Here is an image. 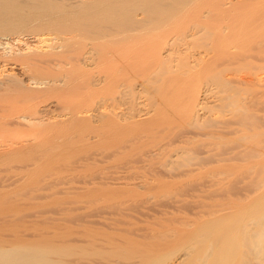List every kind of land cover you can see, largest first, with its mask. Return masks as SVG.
<instances>
[{
    "label": "rangeland",
    "instance_id": "1",
    "mask_svg": "<svg viewBox=\"0 0 264 264\" xmlns=\"http://www.w3.org/2000/svg\"><path fill=\"white\" fill-rule=\"evenodd\" d=\"M32 1H36V2L41 1L42 3L45 2V4L43 6V4H41V2L39 4H37L36 2H32ZM39 1L38 0H31V2H30V0H13V1L1 0L0 1V9L4 8V10L1 9L2 12H0V214H1V216H0V229H4V231L2 230L3 234H1L2 231L0 230V235L1 236L6 235V233H5L7 231L6 228L8 229V231H12V230L14 231L15 229H17V231H19L20 229L23 230L25 227H26V229H30L29 236L31 238L29 237L30 238L29 239V243H30L29 245H31V242H32V244L34 243L33 245L30 246V250L33 251V253L35 255L37 254V256L38 255H39V257L41 256L40 258H42L44 261L48 259L47 256L49 255L48 257H50V258L47 260V261H49V264H52V263H50V261L52 259L53 260L51 262L54 263L56 261L55 259L59 258V256H60V259H57L56 262H58V260H60V261L62 260L61 262L63 264H64L63 259L66 260L65 264H67V263L68 264H74L75 261H78L79 259H81V260H79V264L84 263L83 261H86V259L87 260L93 259V260L98 261L100 263H105V262L114 263V262H116L118 264L121 262V263H125V264L126 263H128V264H137V263H139V264H169V263H172L178 257L177 254L181 255L182 253H184V252H182L183 251L182 249H184V250L187 249L188 251L191 249L189 251L190 253H191V251L192 252L194 251L192 254H189L190 256L189 255L187 256L188 258L186 257V259H185L186 261L188 259H190L185 264H189V263L194 264V263H196L195 261L199 260L198 259L199 256H198V258H196V256L199 254V252L205 246V241H203V240H205V237H206V240H207V238L210 237L209 230H210L211 234H215L214 232L217 231L218 227H219V231L222 229L220 231L221 236L223 235L222 237L224 238V235H226V238L228 237L229 238L228 240H231L228 243L233 247L230 248V250H229L230 254L228 253L227 258L224 257V256H226V254L224 253V254H222V256H220L221 261L213 260V262L216 261L214 264H218L219 262H221L222 264H225V263L226 264H232V263L233 264H243V263H245V264H264V259H263L264 257L262 258L263 260L257 258L258 261L261 260L262 262L261 261L258 262L257 260H252V259H254V257H252L250 255L249 252H251V251L247 250V248L249 249L250 245L248 247L246 246L248 244H247V242L245 240V236H244L247 233L245 231L248 227H249V229H252V228H250V226L254 227L253 228L254 230H256V228H257V230L259 231L260 226L264 225L263 221H260L262 219L260 217H262V215L264 216V214H263V212H264V206H263L264 205V198H263L264 195H262L264 193V188H263L264 187V179H263L264 178V176H263L264 175V165H263L264 164V160H263L264 159V154H263L264 153V150H263L264 149V140H263L264 139V98H263L264 95H262L264 93V91H263L264 87H261V88L255 87V89H254L253 88L254 85L246 86L242 81H240L239 79H237V77H235V76L239 77L242 75L244 76L243 73H245L244 72L245 68H246L247 74L249 72H252V70H253V72H256L257 71L256 69H258L257 72L259 74L256 72L258 76H261L264 74V66H263L264 65V56H263L264 55V35H263V33H264V29H263L264 27L263 26L264 25L262 23H259L260 21L264 20V15H263L264 14V10H263L264 9V0H257V1H255V0H241V2H240V0L239 1L235 0V2L233 3V7H232V8H234V10L229 9L230 11L228 10L226 12L225 11L220 12L221 10H219V8L217 6L222 3L221 1L233 2V0H226V1L225 0H203L204 2L199 0L200 3L197 2L198 1L197 0L196 2L194 1V3L197 4V5L195 4V6H198V4H200L198 6L199 8L194 7V6H193V8H195V10H196V8H197V10L199 9L200 12L196 10L198 12V14H197L198 17H196V14L194 15V12L191 13L194 9L192 7L191 8L193 10L191 8H189L190 7L189 5H191V6L193 5L192 4L193 0L192 1L191 0H188V1H186V0H173V2L170 0H168V1H166V0H158V1L157 0L156 1L148 0V2H147V0H143V1L142 0H134L135 2L133 0H127V1L121 0L122 2L119 0H108L109 3L105 0L104 3L103 2L101 3L102 7L104 8L107 6L108 8H104V9L100 6L101 4L100 3L98 4L97 2L91 3L90 7L86 6L87 7L86 8L83 2H82L83 4H81V0H80V3L76 4L77 6H75V3H74V2H77V0H74V1L73 0H50V2L48 0L47 1L46 0H39ZM112 1H114V2H112ZM139 1H140V4H139ZM144 1H146V2H144ZM177 1H179V2L177 3ZM180 1H182V2H180ZM189 1H190V3H189ZM51 2H53V3H51ZM158 2H159V4H158ZM214 2H215V4H214ZM260 2H262L263 4H260ZM9 3H10V5L14 4L13 9H15V10L17 9L18 11L17 10L16 11L18 12V14L15 10H12L11 7H10V11H9ZM50 3H51V5H50ZM55 3H57L56 5H58V6L54 5ZM141 3L144 5H142ZM165 3H166V7H165ZM188 3H189V5H188ZM205 3L206 4L208 3L207 5L208 6L210 5L209 7L210 8L212 7L214 11L212 9H209L210 11L212 10L211 11L212 14L208 10L209 12L208 11L207 12L209 14L207 17H201V16L199 17V15L201 14L202 11L208 9V7ZM237 3L239 4V6ZM79 4H81L83 6H80ZM93 4L94 5L98 4L99 8L97 5L94 6ZM104 4H105V6H103ZM147 4H148V6H147ZM169 4L171 5V7L169 6ZM183 4L187 5V6L186 5L185 6H186V8H188L187 12L189 11L190 12V13L188 12L189 14H186V12H185L186 8L184 9V11L182 10L185 7ZM245 4L249 8H250V6H249L250 4L253 6L255 5L254 6L255 8L252 6L254 11L252 10V8L249 9L247 6H245ZM158 5H160V6H158ZM178 5H181V7L182 6L183 7L181 8ZM45 6H48V8ZM53 6H55V8ZM109 6L110 7L113 6L114 8L113 7L110 8ZM124 6H126V7H124ZM136 6H138V7H136ZM203 6H205L207 8L204 9ZM256 6H257V8H256ZM258 6H260V7H258ZM93 7H96V8L94 9ZM133 7H134V9H133ZM244 7H246V12H247V13L245 12L246 15L244 14V11H245ZM20 8H22V9H20ZM84 8H86V10H84ZM152 8L155 10H153ZM247 8H248V11H247ZM97 9H99V11ZM140 9H141V11H140ZM190 9L192 11H190ZM200 9H202V11ZM235 9H237L238 11ZM87 10L88 11L90 10V12H88ZM92 10L94 11V15H96L94 17L91 16V15H93ZM96 10H97V13L95 12ZM104 10L106 11V15H105ZM218 10L220 13L219 12L217 13ZM14 11L16 12V14H14L13 16H10L12 14H10L8 12H14ZM83 11H84V13L86 11L88 12L87 14H85L88 16V19L90 16L91 21L88 25H86L88 23V21L85 20L87 17L82 18L83 22L80 21L81 15H82V17L84 15V13H82ZM126 11H127V13H126ZM130 11L133 12L134 14L135 13L136 14L133 15V13L131 14ZM162 11H164L163 14H161ZM180 11H183V13ZM232 11L233 12L236 11V15ZM241 11H243V12H241ZM101 12H103V13L101 14ZM175 12H177V13L175 14ZM179 12L182 14H184V13L185 14L179 15L180 14ZM214 12H216L215 13L216 15L214 14ZM237 12L238 13L241 12L239 14V16H238ZM70 13H71V15H70ZM80 13H82V14H80ZM166 13L168 15L170 14V16H168ZM228 13L230 15L232 14L231 16H234L233 22L236 23V21H239V22H237L236 25H233V27H231L232 29L230 28L231 33L232 32L236 33L238 31L237 30L239 28L238 24L243 21L242 18L244 16H245V18H247V20L253 21V22L249 23L251 26H254V25L257 26L258 24L263 25V26L261 25L263 28L260 26L263 29V31L261 30V28H259L258 32L256 31V33H255V35L257 33L258 34L262 33V35L257 34L259 40L258 41H252L251 44H253V45L250 44L251 47L244 46L243 48L246 50H247V48H249L244 53L240 52V53H234V54L232 53L231 54V51L234 49H230V47L228 48L229 44L226 45L227 43H224L225 45L224 44H222V45H224V47L226 49H228V50H226V52L229 54L224 53L223 46L220 48V46H221L220 42L223 43L222 41H224V42L227 41L226 38L224 37V36H226L225 32H223V34H221L222 36L223 35L224 36L222 38H220V36H221L220 31L222 30V29H220V27L222 26V24L223 25L225 24L226 20L229 19L228 17H230V16ZM118 14H119L120 18H119V16H117ZM151 14H153V15H151ZM171 14H173V16L176 15L177 17L179 15V17L176 18V20H175L174 18L176 16L173 17ZM98 15H100L101 17ZM108 15L110 18H108ZM125 15H126V17H125ZM147 15H148V17H147ZM160 15L163 17H161ZM211 15L214 17H211ZM221 15H223V17H221ZM67 16L72 20H70ZM77 16H78V18H77ZM141 16H143V17L145 16L146 19H145V17H144V19H143V17L141 18ZM152 16L154 19H152ZM180 16H181V18L183 17L184 20H183V18H182V21L179 20ZM215 16H217L216 20H214ZM105 17H107V18H105ZM170 17L172 19H170ZM189 17H191V18H189ZM235 17H236V19H235ZM251 17H253V18H251ZM15 18L16 19L18 18V19L14 20ZM99 18L105 19L106 21L102 20V19L99 20ZM115 18L117 21L114 20ZM139 18H140V20H139ZM161 18L164 20H162ZM196 18H198L200 20L202 19L203 21L200 22V20H197ZM204 18H207V19H204ZM237 18H239V19L237 20ZM97 19H98V22H97ZM134 19H135V21H134ZM142 19H143V21H142ZM173 19H174V22L172 21ZM188 19H190V20H188ZM195 19H196V23L194 22ZM210 19L215 23V25H214V23H212V21ZM241 19H242V21H241ZM112 20H113V22H112ZM123 20H124V22H123ZM170 20H171V22H169ZM178 20H179V22H181L182 25L179 24ZM206 20H207V25H204V24H206V22H205ZM79 21H80V23L82 22L80 24V26L78 25ZM115 21L118 23H115ZM137 21H139L140 23L138 22L139 23L138 24ZM159 21H162V22H159ZM163 21H165V22H163ZM102 22H103V25L101 24ZM108 22H110V23H108ZM126 22H127V24H126ZM191 22H193V24H192L193 26L191 25ZM226 22H228V21H226ZM229 22H231L230 19H229ZM99 23L101 24L102 27L99 25ZM121 23H123L124 26H123V24L121 25ZM159 23H161V24L159 25ZM185 23H186V25H185ZM194 23L196 24V28H198L200 31L202 30V32H198V29L196 30ZM252 23H253V25H252ZM112 24H113V26H111ZM142 24L146 25V26L149 25V27L148 28L146 26L144 27ZM152 24H153V26L156 25L157 28L153 27ZM167 24H169V25H167ZM200 24L203 25V28L201 27ZM140 25H142V29L146 28V30L144 29L143 31H141ZM171 25L175 26L174 29H173V26H171ZM179 25L181 26L180 28L178 27ZM197 25H199V26H197ZM68 26H70L71 28ZM85 26H89V28H82ZM116 26L117 27L123 26L122 28L125 31L127 30L126 33L125 32H124V34L122 33L123 35H127L129 33L131 34V31H133L134 29L135 30L133 32H135L137 30L138 32L141 31V33L138 34L137 31H136V33L132 32V38L131 39L128 38V37H130L129 35H127V37H125V41L128 40L127 44H130L127 46H132L131 44L134 43L133 45H137V47L136 46H132V47H135L137 50H134V51L131 50L132 47H131V49H130V47H128L127 50L129 51V53L125 52V50L124 51L119 50V52L122 51V52H124V54L127 53V55L123 54L126 57L128 56L127 58H125V57L122 58L123 55L121 56L120 55L121 53H119L117 50V52L119 53V56H121V57H119L118 63H120V64L123 63V65H125V66L117 63V65L115 64L114 65L115 67H114L111 64L112 61L110 60L112 58V56L110 54V51L108 53V48L106 49V45L109 42L108 38H110L111 32H112V34H115V36L118 35V31L113 29L114 27L117 29ZM136 26H138V27H136ZM168 26H170L172 28V30H171V28L168 29L169 28ZM208 26L210 29L208 28ZM235 26H236V28H234ZM241 26L240 27L242 29H240V32L245 30V28L248 29L251 27V26L248 27L247 24L242 25V23H241ZM244 26H246V27L244 28ZM133 27H136L138 29H136V28L132 29ZM151 27L154 28L153 29L154 31L152 30V32L153 33L156 32L155 35L153 33H151V30H150ZM163 27H167V28H163ZM176 27H177V29L175 30ZM199 27H201V28H199ZM66 28L68 31H65ZM72 28H75V30L77 29V31L74 32V29H72ZM130 28H131V30H130ZM158 28H159V30H158ZM162 28L164 29V32H163ZM193 28H195V30L197 32H195V30H192ZM217 28L219 29V32L216 30ZM69 29H71L74 32V34H76V32L78 33V36L76 34L75 38H73V39L71 38L72 41H70L71 39L68 38V36H71V34L69 32L71 30H69ZM102 29L104 30L105 34L103 33ZM161 29H162V31L160 32ZM208 29L211 31H209ZM78 30L79 31L81 30L80 34L82 33L83 30H86L88 32V34L91 33V35L93 33L94 37H95L94 39H98V40H96L97 42L100 41L101 43H103L107 40L105 42L106 44L103 43L104 45H102L100 43L101 46H99L97 43H96V45H95V43L93 44L96 46V48H95L96 52L94 51V53L91 54V56H94V57H92L90 62L85 57L86 54H83L84 51H87L86 49L88 46V45L86 46L84 44H88L86 42H90L87 39H85L84 42H82L83 39L86 37L87 32L84 31V34L80 35ZM88 30H90L91 32H89ZM166 30H167V32L169 30H171V31H169L170 33L167 34ZM207 30L209 32H211V34H212V31L213 32L216 31L214 34L217 36L215 37V35H213V34H212L213 36L209 35L210 33ZM113 31H116V32L114 33ZM172 31H174V33H172ZM177 31H178V33H177ZM100 32H102L103 34ZM107 32H109V33H107ZM149 32L152 34V38H151V36H150L151 34ZM63 33L71 43L73 41L74 42L72 44L68 41L63 43V44L62 43L60 44V42L58 43L59 40L54 39V37L58 36L60 34H63ZM192 33L195 36H198V34H199L198 37H200V36L201 37L200 38L197 37L198 38V40H197L195 36H192ZM143 34L146 35L147 38L150 37L149 40L145 39L146 38L145 37L144 38L146 40L145 42L151 41L150 44H152L155 40V43H157V44L153 43L154 44L153 48H155V49L152 48L153 45H151L150 47L147 46V43H145L146 45H144V42L142 41L143 39H141V36H144ZM157 34H158V36H156ZM175 34L177 35V37ZM190 34L193 37V38H191V40H190V37H191ZM204 34H206V35H204ZM45 35H46V37H51V39L48 38L47 40L46 39L40 40V37L41 36L45 37ZM82 35H83V37L84 36L85 37L83 38ZM104 35L106 36V38L105 37L103 38ZM123 35L121 37H123ZM136 35H138V36L134 38V36H136ZM164 35H167V36L165 37ZM173 35H175V36H173ZM183 35H185V36L183 37ZM207 35L211 36V37H208ZM88 36H87V38H88ZM96 36H98V38ZM153 36L154 37L156 36L157 38L156 37L154 38ZM163 36L166 38L165 41L163 40L164 38H162ZM180 36H182V37H180ZM188 36H190V37H188ZM100 37H102V38H100ZM114 37H112V38H114ZM139 37H140L142 42L136 41L139 43L135 44V41H134L132 43H129L130 42L129 39L131 41H133V39L137 40L136 38H139ZM159 37L162 38V42H164V46H163V43L160 44L161 38L158 39ZM205 37L208 39V42H207V39H205ZM80 38L81 39L83 38L82 41ZM172 38H174V39H172ZM183 38H184V43H183ZM218 38L220 39V41H218ZM224 38L226 41L224 40ZM74 39H78L79 41H77V40L76 41L80 42V43H77ZM103 39H105V40H103ZM140 39H138V40H140ZM209 39H211L212 43L215 40L217 42L215 41L213 43V45H212V43L209 44L211 42V41H209ZM118 40H120V39H118ZM121 40H122L121 41V44H122L124 41V37L121 38ZM152 40H153V42H152ZM158 40H159V45L160 46L162 45L161 47L159 46L160 49H158V46H157ZM187 40H189V41H187ZM203 40L206 41V43H204ZM44 41H45V43H44ZM50 42L52 44L54 43L55 46H53L52 44L50 46L49 45ZM56 42L58 45H61L62 47L57 46ZM81 42L84 44H82ZM93 42H95V41H93ZM165 42H167V43L169 42V43L166 45ZM177 42H179V43H177ZM253 42H255V44ZM91 43H92V41H91ZM140 43H143L142 44V46H143L142 50L143 51L139 50L140 49L139 46L141 45ZM170 43L172 44L171 47L169 45ZM190 43L191 44L194 43V45H191ZM218 43H219V45H218ZM77 44H79V45H77ZM185 44H187V45H185ZM214 44H216V45H214ZM63 45H65V46H63ZM72 45H73V47H72ZM123 45L124 46H122V45L121 46L125 47V45H126L125 42ZM148 45H149V43H148ZM211 45L213 46V48ZM145 46H147V48L149 49V50L146 49V51L147 50L149 51V52L147 51L148 54L150 53L149 57L148 56L145 57L147 55V52H145V49H144ZM216 46H218V47H216ZM100 47L102 49H99ZM205 47H207V48H205ZM209 47H211V48H209ZM64 48H67V49H64ZM81 48H84L85 50L82 51ZM119 48H121V47L118 46L116 49H119ZM151 48L153 50V52L151 51L152 53L150 52ZM217 48H220V50L219 49L217 50ZM103 49H106V50H104V52H103ZM205 49L207 51H209V55L212 54V56H210L209 58L206 57L204 59H206V61L211 59L210 61L212 63L210 61L207 63H206V61H203V63L205 62L204 64L199 63V64H201V67L203 66V68L204 67L205 68L204 69L201 68L199 66V64L196 65V67L194 69V70H196L195 75H194V72L192 73V71L190 69L191 74H188V75H190V77L186 76L187 74L183 75L185 72L184 73L179 72V69H177V68H179V67L182 68L183 65L185 66L186 62H187L188 66L189 65L191 66V64L195 65V62L193 63V59H195L196 56L198 57V55L200 56V54H202V53L205 54V52H206ZM212 49H213V51L216 50V51H220V52L217 54L216 51H215L216 53L211 51ZM229 49L231 51H229ZM47 50H50V51H47ZM73 50H75V52ZM88 50H89V48H88ZM97 50H99L100 52L99 51L97 52ZM157 50L159 51L160 55H159ZM160 50H161V52H160ZM135 51H136V53H135ZM168 51H169V53H168ZM101 52L104 55H102ZM105 52L108 54H106ZM117 52H116V54H117ZM140 52H143V53H140ZM77 53L78 54L80 53V55H78ZM99 53L101 54L100 56H99ZM137 53H140L139 57L141 56V60L145 59L143 62L146 65L140 59H137V58H139ZM192 53H193V55H192ZM241 53H243V54H241ZM251 53H253V54H251ZM97 54L99 56L98 58H97ZM134 54H135V56H134ZM143 54H145V55L143 56ZM151 54H153L152 57H151ZM247 54L248 55L250 54V55L247 56ZM155 55H157V56H155ZM158 55L161 56V58ZM213 55L214 56L217 55V57L216 56L214 57ZM103 56H105V57H103ZM132 56H134V57H132ZM142 56L145 58H142ZM203 56L205 57L207 55H203ZM135 57H136V60H140V62L136 61L134 59ZM153 57L155 59H153ZM157 57H159L160 59ZM219 57H221V58H219ZM227 57H229L228 60H227ZM108 58H110V59L108 60ZM147 58L148 59L150 58L151 60L150 59L148 60ZM162 58H164L163 59L164 61L166 59H168L169 61L166 60L165 62H167L169 65L167 64V66H165L166 64L163 62V60L161 61ZM214 58H216V59H214ZM231 58H233V61ZM123 59L124 60L129 59L128 61H130V62H128L127 60L122 61ZM132 59H134L133 62H132ZM158 59H159V61L163 62L162 64H164L163 65L164 67L161 68L158 65L161 63L158 61ZM170 59L172 60V62ZM176 59H177V61H176ZM97 60H99L101 63L98 62ZM106 60H108L109 62L107 61V63H106ZM182 60H183V63H182ZM214 60L215 61L217 60V61L213 62ZM219 60H221L220 63H219ZM103 61H105V62H103ZM146 62H148V63H146ZM150 62H152V63H150ZM156 62H158V64ZM169 62H171L172 67H169L170 66ZM176 62H178V63H176ZM250 62H252V63H250ZM141 63H142V65H141ZM135 64L136 65L138 64L141 66H138V65L136 66ZM153 64H154V67H152ZM162 64H160V65H162ZM175 64H179L182 66H178V65L175 66ZM205 64H206V66H204ZM207 64H209V65H207ZM110 65H111V67L112 66L114 67V70H113V67L112 68L110 67ZM155 65H156V67H155ZM215 65L218 68H216ZM222 65H224V67ZM231 65H233V66L231 67ZM255 65L257 66V68L255 67ZM198 66H199V68L197 70ZM225 66H226V68L228 67L231 70V71H229V69L227 70V71H229V72H227V73H229L228 76L226 73V77H229V76L232 77V79H231V77H229L230 78L229 79V85H230V82L235 83V84L230 85V90H231V86H234L233 87L234 89L232 88L233 89L232 91L235 92V90L238 89V86L240 84L241 87H244V86L248 87L250 93H252V91H254L253 92L254 95H256L257 93L259 95V93H260V95L263 97H261L259 95L261 97V99H259L260 97H258V95H256L255 97L256 98L258 97V98L256 99L254 97L255 103H253L252 105H249L248 107H245L248 110H246L244 108L239 109V112L237 111V113H235V112L232 113L233 114L232 117H230L231 114L226 115V114H228V112H227V113L223 114V117L221 120H218L219 122L213 120L212 114H211L212 112H210V110H209L210 108L212 109V107L218 108L220 105V104H218L219 102H217V98H215V95H214V97H209V98L202 100L203 104H204V108L202 109L203 111H201V113H199L198 117H192L191 118L187 112L188 110L186 109L187 110L186 111L180 105L177 107L172 106V105L180 104L182 102L181 99L185 100L184 97H185L187 91L191 90L192 92H195L196 90H198L200 88H201V90H203V88L206 87L207 82L209 81L208 83H210L211 78H213V77L208 76V74H210V75L212 74L215 76V74L217 75L220 71H222L225 68ZM235 66H236V68H235ZM117 67H119V68H117ZM122 67H123V69L126 68V69H124L125 71H123ZM138 67H139V69H138ZM175 67H177V68H175ZM249 67L250 68L252 67L253 69L247 70ZM143 68H145V69H143ZM153 68H155L154 71L158 72V74H157V72L155 74L159 75V77L160 76L164 77L163 81H162V78L160 79L162 82L158 80L159 83L161 82L160 86H158V87L161 88V86H162V89H164L163 91H162V89L160 90L161 93L158 96L165 97L164 91H165V94L169 93V94H166L167 97H165V99L171 103L165 102L166 100L163 101L164 98H162V97H158V98H161V99H158V101H159L158 102L157 98L155 99V95L153 96L154 93L151 94L152 91H149V89L144 88L143 85L141 86V83L142 84L144 83L145 74L147 76L146 77L147 81H149L151 79V78H149L150 73H152V71H150V70H152ZM209 68H210V70H209ZM219 68L221 70L218 71V73H212L214 71L217 72V70ZM73 69H75V70H73ZM111 69H112V71H110ZM119 69L121 70V72L119 71ZM132 69L136 72H134ZM135 69H137V70H135ZM167 69H169V71L173 69V70H176L177 72L175 74V72L172 70L173 72L172 71H170V72L173 74L170 75V72L169 71L167 72ZM115 70L117 71V73H118V71H119V73H122V76H124V77H121L120 74H117ZM144 70L146 72H144ZM234 70H239V71L235 72ZM114 71H115V73H114ZM161 71L164 73L163 75H165V76H163L162 74L159 73ZM123 72H124V74H123ZM133 72H134V74H133ZM178 72L180 73V75L178 74ZM188 72H186V73H188ZM223 72H224V70H223ZM232 72L233 73L235 72V73L233 74ZM130 73H131V75H130ZM147 73H148V75H147ZM108 74H110L112 77L110 78L109 77L110 75H108ZM115 74L117 75V77L114 76ZM198 74H200L199 77H198ZM230 74H232V75H230ZM107 75H108V78H107ZM182 75H183V77H182ZM65 76L67 77V79L65 78ZM193 76H195L197 79L199 78L198 80L200 82L197 81V79ZM127 77H130V78H127ZM152 77H153L152 79H155V76H152ZM99 78H100V81H99ZM102 78H104V79H102ZM122 78L125 80H123ZM147 78H149V79H147ZM181 78L183 80H181ZM105 79L106 80L108 79V81H106ZM133 79H134V81H133ZM191 79L194 81L192 82ZM236 79H237V81H236ZM164 80H166L165 81L166 83L164 82ZM173 80L179 81V82L176 83ZM205 80H206V82H205ZM122 81L123 82L125 81L124 82L125 84L132 85V86L129 85V87L131 89L130 91H132L131 93H133L132 95L130 94L129 91H128L129 94L128 93L126 94L127 97L125 96V94L120 95V90H121L120 83H122ZM169 81H170V83H168ZM182 81H185V82L187 81L190 85L189 84L186 85L187 82L183 83ZM64 82H65V84H63ZM109 82H111V83L113 82L114 84L113 83L111 84ZM128 82H130V83H128ZM172 82L174 84H172ZM194 82H196V83H194ZM94 83H95V85H94ZM124 83H122V84H124ZM138 83H140V84H138ZM159 83H158V85H159ZM236 83H237V85H236ZM115 84L117 85L116 86L117 88L114 86ZM167 84H168V86H167ZM178 84H180L179 85L180 87L183 84V86L185 85L184 87H188V88L183 87L184 90H182V87H181V89H180L181 93H179V98H176L178 100L177 101L175 98H174L175 99L174 100L173 97L170 96V94L173 93L171 91H172V87H175V85L177 86L176 88H180V87H178ZM243 84H244V86H243ZM209 85L210 84H207L208 87H209ZM258 86H260V85H258ZM142 87H143V89H142ZM235 87H237V88H235ZM167 88H169V90L166 91ZM79 89H80V91H79ZM132 89L135 91L133 92ZM128 90H129V88H128ZM145 90H148V91L146 92ZM184 91H185V93H184ZM255 91H256V93H255ZM148 92L150 95H147ZM183 93L185 95H183ZM118 94H119V96H118ZM70 96H71V98H70ZM121 96H123L124 98L122 99ZM151 97H153L156 100V103H155V100L153 98L150 99ZM132 98H133V100H132ZM211 98H213V100ZM214 98H215V101H214ZM147 99H149L151 102ZM170 100H172V101H170ZM116 101H118V104ZM112 102L114 105L112 104ZM175 102H177V103H175ZM191 102L192 101H190L189 104ZM152 103H154V104H152ZM166 103H168V105ZM144 104L148 107L146 108V106ZM155 104H157L156 111H155L156 113H155V115H152L154 113H152L151 107L154 108ZM160 104H162V106ZM117 105H119V106H117ZM125 105H126V107H125ZM149 105H152V106L149 107ZM168 106H169V108L171 106L170 110H169ZM97 107H98V109H97ZM179 107H181L182 109H180ZM130 108L132 109V111ZM148 108H149V110H148ZM165 108L166 109L168 108V109L165 110ZM176 108H178V110ZM112 109H113V111H112ZM150 110H151V112H150ZM183 110H184V112H183ZM116 111L119 112L120 113L119 115H121V116H118V113ZM121 111H122V113H124L125 116L122 115ZM143 111L144 112L149 111L151 115L149 114V112L144 114ZM169 111L173 112L174 114L169 112ZM248 111H251V112H248ZM163 112H165V113H163ZM177 112H179V114ZM114 113H115V115H114ZM146 114H148V115H146ZM169 114H171V115H169ZM183 114H185V116ZM249 114H251V115H249ZM90 115H91V118H90ZM159 115H161V116H159ZM224 116H227V117H224ZM126 117H128V118H126ZM173 117H175L177 119L175 120ZM234 117H235V119H234ZM118 118H120V119L118 120ZM156 118L158 121H160L159 124L157 123L158 121L156 120ZM194 118L198 119V120L196 119L197 122L194 120ZM114 119L117 120V122ZM144 119H146V120H144ZM206 119H208V120H206ZM226 119H228L227 122H226ZM124 120H126L127 122ZM162 120H164V122H161ZM170 121H171V124H170ZM193 121H195V122L193 123ZM209 121H211V123ZM212 122L214 124H212ZM164 123H166V124H164ZM167 123L169 126L167 125ZM208 123H210V124H208ZM173 124H175V126ZM216 124H218V125H216ZM158 125H160V126H158ZM170 125H172V126H170ZM171 127H172V129H171ZM240 127H242V129ZM103 128H105V129H103ZM217 128H219V129L217 130ZM234 128H236V129H234ZM110 130H112L113 132ZM164 130H166V131H164ZM170 130L172 131V133ZM210 130H211V132H209ZM213 130H214V132H213ZM229 130H231L232 132L234 131L233 134L236 131L237 132L238 131L244 132L245 133V135L243 137L244 139L238 137L240 135L243 136L242 132L239 135L238 134H236V136L234 135L235 138H233L232 137L233 134H231L232 132ZM220 131L224 132V133H222V136H220V134H221ZM251 131H255L256 134H255V132H251ZM151 132H153L154 134H152ZM208 132L219 135V137L215 135L216 137L213 136V138H214L213 139L212 136H210L212 134L209 135ZM216 132H220V133L218 134ZM124 133H127V134H124ZM143 133H145L144 134L145 136H143ZM206 133L209 136H206L207 135ZM157 134H160V135L158 136ZM132 135H134V136H132ZM170 135H172V136L170 137ZM256 135H258V136H256ZM136 136L137 137L139 136L140 138L139 137L137 138ZM164 136H165V139L167 138V140H164ZM223 136H224V138H223ZM229 136H231V137H229ZM250 136H252V137H250ZM159 137H160V139H159ZM194 137H196V139ZM228 137L232 138V140L234 141L233 142L230 139L232 144L230 143V141H228L229 140ZM236 137L242 139V141H241L242 143L245 141L243 144L246 146H242L243 145L242 144L241 145L243 147L242 148L239 145V144H241L240 139L238 140V139H236ZM154 138H156V139H154ZM205 138H207V139H205ZM215 138L218 140H216ZM161 139H162V141H161ZM209 139L212 141L210 142ZM234 139H236L237 141ZM252 139L253 140L255 139V140L253 141ZM201 140H202V143L200 142ZM256 140H258V141L256 142ZM235 141L238 143L240 142V143L238 144ZM250 141L252 142L251 144H250ZM259 141H260V143H259ZM177 142H178V144H176ZM255 142H256V144H255ZM170 143H172V144H170ZM184 143L185 144L187 143L186 144L187 147H184L185 146ZM208 143H211V144H208ZM157 144H158V146H157ZM213 144L214 145L218 144L215 146L216 147L219 146V147L216 148ZM248 144H250L251 146ZM247 145L249 148L247 147ZM252 145H253V147H252ZM166 146H167V148H165ZM176 146H177V148H176ZM188 146L190 149L188 151H186L185 156L186 157L191 156V158L187 157L189 162L187 161L185 156L181 157V158L180 157L177 158V161H175L173 159L174 157H171L173 154L182 151V149L187 150ZM156 147L159 148L158 149L159 151L157 150ZM178 147H181V148H178ZM244 147H245V149H244ZM88 148H90V149H88ZM108 148H110V149H108ZM122 148H125V149H122ZM246 148H247V151H245ZM118 149H119V151H118ZM129 149H130V151H129ZM216 149H218V150H216ZM242 149H244V150H242ZM131 152H132V154H131ZM169 153H170V155H169ZM188 153L191 155H189ZM192 154H193V156H192ZM262 154H263V156H261ZM165 155H166V157H165ZM258 156L262 157L261 160ZM152 159H153V161H152ZM135 160H137V161H135ZM172 160H173V163H172ZM190 160L193 162H191ZM183 161L186 162V164ZM238 161H240V162H238ZM159 163L162 165H160ZM168 164H170L171 166ZM254 164H256L257 166L256 165L254 166ZM258 165H261V168ZM128 166H130V167H128ZM177 166H178V168H177ZM189 166H191L192 168ZM196 166H198V168ZM142 167H143V169H142ZM193 167H195V168H193ZM179 168H181V169H179ZM134 169H135V172H134ZM219 169H221V170H219ZM197 170L198 171L200 170V171L198 172ZM233 170H234V172H233ZM141 171L143 172V174ZM230 172L232 174H230ZM190 173H192V174H190ZM218 179H221V180H218ZM164 181H166V182H164ZM216 182H218V183H216ZM151 183H153V184H151ZM107 185H109V186H107ZM147 185H149V186H147ZM93 187H95V188H93ZM98 187H100V188H98ZM215 187H218V188H215ZM257 187L261 188V189L258 190ZM255 190L257 191L256 193L254 192ZM260 190L261 191L263 190V192H261ZM128 197H129V199H128ZM254 197H255V199L252 200ZM121 198H122V200H121ZM80 199H82V200H80ZM253 207H256V208H253ZM22 208H24V209H22ZM216 208H218V209H216ZM17 209H18V211H20V212L23 211V212L20 213L17 211ZM237 210H238V212H237ZM6 211L9 215L6 213ZM222 211H224V212L221 213ZM243 211H244V213L242 214L241 212H243ZM259 211H260V214H259ZM261 213H262V215H261ZM214 214H216V215H214ZM217 215H219L220 217H218ZM258 215H259V217H258ZM213 216H215L216 220L214 219ZM221 216H223V217H221ZM225 216H227V217H225ZM167 217H168V219H167ZM199 217L200 218L202 217V218L200 219ZM208 217L212 221L209 219V222H208ZM239 217H240V219H239ZM255 217L257 220H255ZM232 218H234V219H232ZM251 218H253L254 220ZM258 218H260V219H258ZM235 219H237V221L238 220L239 221L237 222ZM258 220L261 223L258 222ZM262 220H264V219H262ZM205 221H206V224H205ZM218 221H221V222H218ZM244 221H245V223H244ZM247 221L248 222L250 221L249 224H247L248 223ZM192 222H193L194 226L191 224ZM207 222L209 224L211 223L210 226H212V224H213L214 228L211 227V229H210V226H208ZM213 222L214 223L216 222L215 224H217L219 226L217 227V225H215ZM253 222L256 223V225L258 227L255 226V224H253V226H252L251 223H253ZM161 223H162V225H161ZM258 223H260V224L258 225ZM199 224L203 225L202 226L203 228L200 227L201 231L198 230V233H199V234H197L198 236L195 235L196 237H199L198 239H200V241L196 239V241L199 242L198 243L195 240H193L192 236H193V233L194 234L197 233L196 231H197V229H199L198 228ZM12 225H14L15 227L12 228ZM195 225H196V227H195ZM206 225L208 226V229H206V230H208L207 231L208 234H207V232H204L202 234L201 232L203 229H205L204 226H206ZM245 225H247V226H245ZM1 226H3V227H1ZM48 227L50 230L49 235H48V233H43V234H45L46 237L44 235L42 236V234H37L40 231H42V232L48 231L49 232ZM55 227H57V228H55ZM31 228H33V230ZM215 228L217 230L213 231V233H212L211 230L215 229ZM238 228H240V231L238 230ZM9 229H12V230H9ZM190 229L191 230L194 229L196 233L191 232ZM249 229H247V230H249ZM53 230H54V232L55 231H57V232L54 233ZM59 230H60V232H59ZM206 230H204V231H206ZM8 231H7V233H8ZM174 231H176V232H174ZM219 231H217L216 234ZM189 232L192 233V235L190 233L191 237L188 236ZM115 233H116V235H115ZM241 233L243 234L244 237L241 235ZM62 234H64V235H62ZM121 234H123V235H121ZM137 234H139V235H137ZM200 234L203 235V236H201V237H203L202 239L200 237ZM216 234L214 236H216ZM235 234H238V235H235ZM47 235L49 237H47ZM68 235H69V237H68ZM129 235H130V238H129ZM195 236H193L194 239L196 238ZM207 236H209V237H207ZM232 236L233 237L236 236V237L233 239ZM39 237H41V238H39ZM86 237H87V239H85ZM187 237H189L190 239L192 238L193 246H192V244L190 246L186 245L187 243L189 245L191 243L190 241H192ZM212 237L213 236H211V238ZM226 238L224 239V241L226 240ZM241 238H243L244 240L243 239L241 240ZM32 239H33V241H32ZM109 239L112 241L110 242ZM212 239H214V238H212ZM212 239H209V240H212ZM236 239L239 241L241 240L240 242L242 244H240L239 241H236ZM51 240H54V241H51ZM62 240L65 242H63ZM67 240L69 242H67V244H66ZM123 240H124V243H122ZM118 241H121V245H120V242H118ZM131 241H132V243H131ZM194 241H195V243H194ZM56 242H57L58 246H59L60 242L62 245L60 244V246L58 247ZM79 242L80 243L83 242V243L80 245ZM105 242L107 245H105ZM155 242H157V243H155ZM202 242H204V244ZM93 243L94 244L96 243V244L94 245ZM161 243H163V244H161ZM197 243H198V245H197ZM200 243H201V246H200ZM53 244L56 246L52 247ZM86 244H87V246H86ZM176 244H178V245H176ZM108 245H110V246H108ZM34 246H36V247H34ZM39 246L41 247L40 249H39ZM44 246H45V248H44ZM49 246H50V249L52 248L53 250L52 249L50 250ZM63 246H64V248L61 250V248ZM136 246H138V247H136ZM160 246H162V247L160 248ZM55 247L56 248L58 247L59 249L58 248L54 249ZM200 247H201V250L198 251L197 249H199ZM237 247H238V249H237ZM37 248H38V251H37L38 253L35 252V250H37ZM192 248H195L198 253L196 252L195 249H192ZM110 249H111V251H109ZM41 250L44 252V254L42 253ZM55 251H56V253L59 252L58 253L59 255L58 254H55V255L52 254ZM237 251H238V253H237ZM45 252L48 253L47 256L45 255ZM195 252L197 253V255L196 254L193 255ZM50 253L52 254V256L50 255ZM60 253L61 254L63 253L64 255L63 254L61 255ZM34 254H31V255H34ZM232 254H235V255H232ZM247 254L250 256H248ZM42 255H44L45 259ZM75 255H76V257H75ZM241 255L244 257H242ZM34 256L30 257V259L31 258L34 259ZM85 256H87V257H85ZM192 256H195V257H192ZM165 257L166 258L169 257V258L166 259ZM190 257L193 259L192 261H191ZM249 257L251 258L250 261L247 260V259H249ZM223 258H225V259H223ZM32 259H31V263L33 261L32 264H38L37 262H39V263L43 262V260L41 261V259H36V260L35 259L32 260ZM156 259H157V261H155ZM211 260H212V258H211ZM224 260H226V261H224ZM60 261H59V263L55 262V264H62V263H60ZM80 261H82V262L80 263ZM183 262H185V261H183ZM197 262L199 263L200 260ZM198 263H196V264H198ZM212 263H210V264H212ZM85 264H87V263L85 262Z\"/></svg>",
    "mask_w": 264,
    "mask_h": 264
},
{
    "label": "bare ground",
    "instance_id": "2",
    "mask_svg": "<svg viewBox=\"0 0 264 264\" xmlns=\"http://www.w3.org/2000/svg\"><path fill=\"white\" fill-rule=\"evenodd\" d=\"M0 1H1V0H0ZM7 1H8V0H7ZM10 1H13V0H10ZM38 1H39V0H38ZM46 1H47V0H46ZM48 1L50 2V0H48ZM73 1H74V0H73ZM106 1L109 3L108 0H106ZM119 1H121V0H119ZM126 1H127V0H126ZM133 1H134V0H133ZM142 1H143V0H142ZM142 1H141V2H142ZM153 1H156V0H153ZM157 1H158V0H157ZM166 1H168V0H166ZM170 1L173 2V0H170ZM186 1H188V0H186ZM191 1H192V0H191ZM194 1L196 2L197 0H193V1H192V2H193V3H192V4H193L192 6L189 5V3H190V1H189V3H188V5L190 6L189 8H191V7L193 8V6H194V7H198V6L200 5V4H198V6H195L196 3H194ZM201 1H203V0H201ZM225 1H226V0H225ZM238 1H239V0H238ZM255 1H257V0H255ZM30 2H31V0H30ZM32 2H36V1H32ZM40 2H41V1L36 2V3L39 4ZM82 2L84 3L85 7H86V6H89V7H90L91 3H93V2H94V3L97 2L98 4H99V3L101 4L102 2L104 3L105 0H81V4H83ZM107 2H106V3H107ZM112 2H114V1H112ZM116 2H117V1H116ZM121 2H122V1H121ZM134 2H135V1H134ZM144 2H146V1H144ZM147 2H148V0H147ZM161 2H162V1H161ZM178 2H179V1H177V3H178ZM180 2H182V1H180ZM183 2H184V1H183ZM197 2L200 3L199 0H198ZM203 2H204V1H203ZM207 2H208V1H207ZM219 2H220V1H219ZM221 2H222V3H221L220 5L217 6V7L219 8V10H221L220 12H222V11H223V12H224V11L226 12V11H228L229 9H230V10H231V9L234 10V8H232V7H233V3L235 2V0H233V2H231V1H230V2H229V1H227V2H223V1H221ZM240 2H241V0H240ZM47 3H48V2H47ZM51 3H53V2H51ZM51 3H50V5H51ZM74 3H75V6H77L76 4H77V3H80V0H77V2H74ZM110 3H111V2H110ZM118 3H119V2H118ZM128 3H129V2H128ZM142 3H143V2H142ZM142 3H141V4H142ZM166 3H167V2H166ZM166 3H165V7H166ZM177 3H176V4H177ZM186 3H187V2H186ZM211 3H212V2H211ZM217 3H218V2H217ZM217 3H216V4H217ZM256 3H257V2H256ZM258 3H259V2H258ZM5 4H6V3H5ZM30 4H31V3H30ZM32 4H33V3H32ZM41 4H43V6H44L45 2H44V3L41 2ZM56 4H57V3H55L54 5H56ZM81 4H79V5H80V6H83V5H81ZM98 4H95V5L93 4V5H94V6L97 5L98 8H99V5H98ZM116 4H117V3H116ZM119 4H120V3H119ZM130 4H131V3H130ZM130 4H129V5H130ZM139 4H140V1H139ZM156 4H157V3H156ZM158 4H159V2H158ZM174 4H175V3H174ZM205 4H206V3H205ZM205 4H204V5H205ZM207 4H208V3H207ZM207 4H206V5H207ZM214 4H215V2H214ZM237 4H238V3H237ZM242 4H243V3H242ZM254 4H255V3H254ZM260 4H263V3L260 2ZM13 5H14V4L10 5V3H9V11H10V7H11L12 10H15V9H13V7H14ZM15 5H16V4H15ZM18 5H19V4H18ZM35 5H36V4H35ZM125 5H126V4H125ZM142 5H144V4H142ZM153 5H154V4H153ZM153 5H152V6H153ZM183 5H184V4H183ZM185 5H186V4H185ZM185 5H184V6H185ZM196 5H197V4H196ZM240 5H241V4H240ZM248 5H249V4H248ZM19 6H20V5H19ZM56 6H58V5H56ZM100 6L102 7V4H101ZM103 6H105V4H104ZM127 6H128V5H127ZM134 6H135V5H134ZM147 6H148V4H147ZM147 6H146V7H147ZM149 6H150V5H149ZM158 6H160V5H158ZM169 6L171 7L170 4H169ZM178 6L181 7V5H178ZM186 6H187V5H186ZM186 6L182 9L183 11H184V9L186 8ZM209 6H210V5H209ZM209 6L207 5L208 9H206L207 7L203 6L204 9H206V10L203 9L204 11H202V9H200L202 12H201V14L199 15V17H200V16H201V17H207V16H208V14H209L208 12L210 11L209 9H212V10H213V8H212V7L210 8ZM211 6H212V5H211ZM213 6H214V5H213ZM236 6H237V5H236ZM238 6H239V4H238ZM245 6H247V5L245 4ZM249 6H250V8H249L248 6H247V7H248L249 9H251L253 5L250 4ZM254 6H255V5H254ZM254 6H253V7H254ZM260 6H261V5H260ZM260 6H258V7H260ZM5 7H6V6H5ZM45 7L48 8V6H45ZM53 7L55 8V6H53ZM109 7H110V6H109ZM111 7H113V6H111ZM111 7H110V8H111ZM124 7H126V6H124ZM131 7H132V6H131ZM136 7H138V6H136ZM155 7H156V6H155ZM176 7H177V6H176ZM182 7H183V6H182ZM182 7H181V8H182ZM201 7H202V6H201ZM215 7H216V6H215ZM215 7H214V8H215ZM241 7H242V6H241ZM262 7H263V6H262ZM262 7H261V8H262ZM34 8H35V7H34ZM39 8H40V7H39ZM86 8H87V7H86ZM86 8H84V10H86ZM93 8L95 9L96 7H93ZM93 8H92V9H93ZM102 8H103V7H102ZM104 8H108V7L106 6V7H104ZM104 8H103V9H104ZM110 8H109V9H110ZM113 8H114V7H113ZM117 8H118V7H117ZM139 8H140V7H139ZM139 8H138V9H139ZM192 8H191V9H192ZM198 8H199V7H198ZM238 8H239V7H238ZM248 8H247V11H248ZM254 8H255V7H254ZM256 8H257V6H256ZM1 9L4 10V8H1ZM1 9H0V12H2ZM6 9H7V8H6ZM20 9H22V8H20ZM90 9H91V8H90ZM100 9H101V8H100ZM115 9H116V8H115ZM122 9H123V8H122ZM125 9H126V8H125ZM133 9H134V7H133ZM135 9H136V8H135ZM152 9H153V8H152ZM168 9H169V8H168ZM191 9H190V11H192L193 9L195 10V8H193L192 10H191ZM223 9H224V10H223ZM12 10H11V11H12ZM16 10H17V9H16ZM16 10H15V11H16ZM50 10H51V9H50ZM57 10H58V9H57ZM57 10H56V11H57ZM97 10L99 11V9H97ZM97 10L95 11L96 13H97ZM106 10H107V9H106ZM116 10H117V9H116ZM129 10H130V9H129ZM131 10H132V9H131ZM153 10H155V9H153ZM156 10H157V9H156ZM158 10H159V9H158ZM162 10H163V9H162ZM164 10H165V9H164ZM180 10H181V9H180ZM187 10H188V8H186V11H185V12H186V14H189L190 12L188 11V12H189V13H188ZM194 10H193L191 13L194 12V15L196 14V17H198V16H197V14H198L197 11H199V9L197 10V8H196L197 11H196V10H195V11H196L197 13H196ZM208 10H209V11H208ZM212 10H211V11H212ZM219 10L217 11V13L219 12ZM230 10H229V11H230ZM235 10H237V9H235ZM240 10H241V9H240ZM244 10H245V11H244V14H245V12H246V7H244ZM252 10H253V8H252ZM263 10H264V9H263ZM5 11H6V10H5ZM15 11H14V12H8V13L12 14V15H10V16H13L14 14H16V12H17L18 10H17L16 12H15ZM36 11H37V10H36ZM38 11H39V10H38ZM58 11H59V10H58ZM87 11H88V10H87ZM87 11H86L85 13H84V11H83L82 13H84V15H83V17H82V15H81V17H80V19H81L80 21H82V22H83L82 18H84V17L86 18V17H87V18L85 19L86 21H88V23H87L86 25H88V24L90 23V21H91V20H90V16H89V19H88V16L85 15V14H87L88 12H90V10H89L88 12H87ZM92 11H93V10H92ZM104 11H105V10H104ZM108 11H109V10H108ZM118 11H119V10H118ZM118 11H117V12H118ZM134 11H135V10H134ZM140 11H141V9H140ZM148 11H149V10H148ZM169 11H170V10H169ZM183 11H180V12L183 13ZM207 11H208V12H207ZM211 11H210V13L212 14ZM213 11H214V10H213ZM215 11H216V10H215ZM237 11H238V10H237ZM253 11H254V10H253ZM256 11H257V10H256ZM6 12H7V11H6ZM110 12H111V11H110ZM123 12H124V11H123ZM130 12H131V11H130ZM135 12H136V11H135ZM137 12H138V11H137ZM142 12H143V11H142ZM144 12H145V11H144ZM154 12H155V11H154ZM154 12H153V13H154ZM163 12H164V11H162L161 14H163ZM167 12H168V11H167ZM180 12H179V13H180ZM199 12H200V11H199ZM220 12H219V13H220ZM232 12H233V11H232ZM241 12H243V11H241ZM241 12H239V13L237 12L238 16H239V14H240ZM251 12H252V11H251ZM3 13H4V12H3ZM3 13H2V14H3ZM47 13H48V12H47ZM77 13H78V12H77ZM82 13H80V14H82ZM102 13H103V12H101V14H102ZM118 13H119V12H118ZM126 13H127V11H126ZM132 13H133V12H131V14H132ZM145 13H146V12H145ZM151 13H152V12H151ZM176 13H177V12H175V14H176ZM182 13H180L179 15H181ZM215 13H216V12H214V14H215ZM233 13H235V15H236V11L233 12ZM246 13H247V12H246ZM249 13H250V12H249ZM252 13H253V12H252ZM6 14H7V13H6ZM17 14H18V12H17ZM41 14H42V13H41ZM75 14H76V13H75ZM99 14H100V13H99ZM101 14H100V15H101ZM107 14H108V13H107ZM112 14H113V13H112ZM122 14H123V13H122ZM135 14H136V13H135ZM135 14L133 13V15H135ZM156 14H157V13H156ZM166 14H167V13H166ZM175 14H174V15H175ZM184 14H185V13H184ZM184 14H182V15H184ZM223 14H224V13H223ZM226 14H227V13H226ZM228 14H229V13H228ZM255 14H256V13H255ZM257 14H258V13H257ZM261 14H262V13H261ZM65 15H66V14H65ZM68 15H69V14H68ZM70 15H71V13H70ZM76 15H77V14H76ZM89 15H90V14H89ZM100 15H98V16H100ZM105 15H106V11H105ZM105 15H104V16H105ZM115 15H116V14H115ZM145 15H146V14H145ZM151 15H153V14H151ZM158 15H159V14H158ZM167 15H168V14H167ZM171 15L173 16V14H171ZM177 15H178V14H177ZM179 15H178V17H179ZM215 15H216V14H215ZM231 15H232V14H231ZM231 15L229 14L230 17H228V18L230 19L231 22H229V19H228V20H226V21H228V22L225 21V24H224V25L222 24V26L220 27V29H222V30L220 31V35L223 34V32H225V35L227 36V37H226V36L223 35V36L226 38L227 41L225 40V38H224V40H225L226 42H224V41L221 40L223 43L220 42V45H221L220 48L223 46V48H224V53H227L226 50H228V49H226V48L224 47V45H225L224 43H227L226 45L229 44V45H228V48L230 47V49H234V50H232V51L229 49V51H231V54H232V53H233V54H234V53H240V52H243V53H244L245 51H247V50L249 49V48H247V50L244 49V48H243L244 46H249V47H251L250 44L252 43V41H258V40H259V39H258V35H259V34L262 35V33H259V34L257 33L258 35H257V34L255 35V33H256V31L258 32L259 28H261V27L264 25V20L259 22V23H262L263 25H262V24H258L257 26H255V25H254V26H251L249 23H251V22H253V21H251V20H247V18H245V16H244V17L242 18L243 21H242V19H241V21H242V22H241L242 25H246V24H247L248 27H250V26H251V27L247 29V28H245L246 26H244L245 30H243V31L240 32V29H242L243 27L241 26V23H239V24H238L239 26L237 25V26L239 27V28L237 27V28H238L237 30H238L239 32L236 30V31H237L236 33H233V32L231 33V29H232L231 27H233V25H236L237 22H239V21H236V23L233 22V21H234V20H233V19H234V16H231ZM245 15H246V14H245ZM247 15H248V14H247ZM263 15H264V14H263ZM5 16H6V15H5ZM10 16H9V17H10ZM15 16H16V15H15ZM18 16H19V15H18ZM91 16H93V17L96 16V15H94V11H93V15H91ZM102 16H103V15H102ZM110 16H111V15H110ZM117 16H119V14H118ZM117 16H116V17H117ZM160 16H161V15H160ZM160 16H159V17H160ZM168 16H170V14H169ZM175 16H176V15H175ZM175 16H173V17H175ZM192 16H193V15H192ZM219 16H220V15H219ZM258 16H259V15H258ZM16 17H17V16H16ZM67 17H68V16H67ZM93 17H92V18H93ZM100 17H101V16H100ZM112 17H113V16H112ZM125 17H126V15H125ZM134 17H135V16H134ZM134 17H133V18H134ZM142 17H143V16H141V18H142ZM144 17H145V16H144ZM144 17H143V19H144ZM147 17H148V15H147ZM161 17H163V16H161ZM178 17L176 16L174 19L176 20V18H178ZM211 17H214V16L211 15ZM211 17H210V18H211ZM221 17H223V15H221ZM226 17H227V16H226ZM236 17H237V16H236ZM236 17H235V19H236ZM254 17H255V16H254ZM12 18H13V17H12ZM68 18H69V17H68ZM68 18H67V19H68ZM77 18H78V16H77ZM77 18H76V19H77ZM103 18H104V17H103ZM105 18H107V17H105ZM108 18H110L109 15H108ZM119 18H120V16H119ZM119 18H118V19H119ZM122 18H123V17H122ZM136 18H137V17H136ZM180 18H181V16H180ZM180 18H179V20L182 21V18H183V17H182L181 19H180ZM189 18H191V17H189ZM192 18H193V17H192ZM194 18H195V17H194ZM240 18H241V17H240ZM244 18H245V19H244ZM251 18H253V17H251ZM2 19H3V18H2ZM17 19H18V18H17ZM17 19L15 18L14 20H17ZM69 19H70V18H69ZM93 19H94V18H93ZM100 19H102V18H99V20H100ZM112 19H113V18H112ZM143 19H142V21H143ZM145 19H146V17H145ZM152 19H154L153 16H152ZM155 19H156V18H155ZM158 19H159V18H158ZM161 19H162V18H161ZM170 19H172V18L170 17ZM174 19L172 20L173 22H174ZM196 19H197V20H200V19H198V18H196ZM196 19H195V21H194L195 23H196ZM204 19H207V18H204ZM212 19H213V18H212ZM216 19H217V16H215V19H214V20H216ZM238 19H239V18H237V20H238ZM249 19H250V18H249ZM260 19H261V18H260ZM260 19H259V20H260ZM70 20H72V19H70ZM102 20H105V19H102ZM114 20H116V18H115ZM119 20H120V19H119ZM125 20H126V19H125ZM128 20H129V19H128ZM139 20H140V18H139ZM150 20H151V19H150ZM162 20H164V19H162ZM168 20H169V19H168ZM179 20H178V22H179ZM183 20H184V18H183ZM188 20H190V19H188ZM192 20H193V19H192ZM210 20H211V19H210ZM210 20H209V21H210ZM221 20H222V19H221ZM246 20H247V21H246ZM259 20H258V21H259ZM1 21H2V20H1ZM80 21L78 22V23H79V24H78L79 26H80V24L82 23V22L80 23ZM86 21H85V22H86ZM95 21H96V20H95ZM105 21H106V20H105ZM116 21H117V20H116ZM116 21H115V23H118V22H116ZM134 21H135V19H134ZM134 21H133V22H134ZM201 21H203V20L201 19L200 22H201ZM211 21H212V20H211ZM211 21H210V22H211ZM218 21H219V20H218ZM92 22H93V21H92ZM97 22H98V19H97ZM100 22H101V21H100ZM112 22H113V20H112ZM120 22H121V21H120ZM123 22H124V20H123ZM128 22H129V21H128ZM138 22H139V21H137V23H138ZM155 22H156V21H155ZM159 22H162V21H159ZM163 22H165V21H163ZM167 22H168V21H167ZM169 22H171V20H170ZM178 22H177V23H178ZM184 22H185V21H184ZM184 22H183V23H184ZM197 22H198V21H197ZM205 22H206V24H204V25H207V20H206ZM220 22H221V21H220ZM108 23H110V22H108ZM137 23H136V24H137ZM139 23H140V22H139ZM139 23H138V24H139ZM141 23H142V22H141ZM143 23H144V22H143ZM151 23H152V22H151ZM189 23H190V22H189ZM195 23H194V24H195ZM212 23H214V22L212 21ZM223 23H224V22H223ZM234 23H235V24H234ZM256 23H257V22H256ZM71 24H72V23H71ZM71 24H70V25H71ZM101 24L103 25V22H102ZM101 24L99 23L100 26H101ZM105 24H106V23H105ZM122 24H123V23H121V25H122ZM126 24H127V22H126ZM133 24H134V23H133ZM148 24H149V23H148ZM148 24H147V25H148ZM160 24H161V23H159V25H160ZM164 24H165V23H164ZM174 24H175V23H174ZM174 24H173V25H174ZM179 24H181V22H179ZM192 24H193V22H191V25H192ZM198 24H199V23H198ZM201 24H202V23H201ZM201 24H200V25H201ZM220 24H221V23H220ZM84 25H85V24H84ZM84 25H83V26H84ZM91 25H92V24H91ZM93 25H94V24H93ZM106 25H107V24H106ZM116 25H117V24H116ZM131 25H132V24H131ZM131 25H130V26H131ZM142 25H143V24H142ZM142 25H140V26H141L140 30H141V31H143L144 29L146 30V28L142 29ZM150 25H151V24H150ZM157 25H158V24H157ZM167 25H169V24H167ZM173 25H171V26H173ZM177 25H178V24H177ZM181 25H182V24H181ZM185 25H186V23H185ZM214 25H215V23H214ZM218 25H219V24H218ZM252 25H253V23H252ZM261 25H262V26H261ZM81 26H82V25H81ZM107 26H108V25H107ZM111 26H113V24H112ZM114 26H115V25H114ZM123 26H124V24H123ZM123 26H122V27H123ZM143 26L145 27L146 25H143ZM152 26H153V24H152ZM161 26H162V25H161ZM192 26H193V25H192ZM197 26H199V25H197ZM240 26H241L242 28H241ZM260 26H261V27H260ZM68 27H70V26H68ZM68 27H67V28H68ZM101 27H102V26H101ZM116 27H117V26H116ZM122 27L118 26L117 29H116L115 27L113 28L114 30L118 31V35L115 36V34H112V32H111V34H110L111 36L109 35L110 38H108V39H109V42H108V44L106 45V49L108 48V53H109V51H110V54H111V56H112V58L109 56L111 59L108 58V60L110 59V60L112 61L111 64H112L113 66H114L115 64L117 65V63H118V61H119V57H121V56L124 54V52H122V51L125 50V52L129 53V51L127 50L128 47H130V49H131L132 46H136V47H137V45H133L134 43L131 44L132 46H127V45H130V44H127V43H128V42H127L128 40L125 41V37H127V35H129L130 37H128V38L131 39V38H132V32L135 30L134 28H136V27H138V26L133 27L132 29H134V30L131 31V34L129 33V34H127V35H123L124 32L126 33L127 30L125 31ZM126 27H127V26H126ZM146 27L148 28L149 25L146 26ZM153 27L157 28L156 25L153 26ZM168 27H169L168 29L171 28L170 26H168ZM174 27H175V26H173V29H174ZM178 27L180 28L181 26L179 25ZM183 27H184V26H183ZM201 27L203 28V25H201ZM201 27H199V28H201ZM212 27H213V26H212ZM214 27H215V26H214ZM263 27H264V26H263ZM263 27H262V28H263ZM67 28H66L65 31H68ZM70 28H71V27H70ZM80 28H81V27H80ZM82 28H89V26H85V27H82ZM107 28H108V27H107ZM151 28H152V27H151ZM151 28H150L151 33H153L152 30H153L154 28H152V29H151ZM163 28H167V27H163ZM163 28H162V29H163ZM195 28H196V24H195ZM195 28H193L192 30H195ZM205 28H206V27H205ZM208 28H209V26H208ZM230 28H231V29H230ZM234 28H236V26H235ZM262 28H261V30L263 31L264 28H263V29H262ZM72 29H74V32L77 31V29L75 30V28H72ZM96 29H97V28H96ZM136 29H138V28H136ZM162 29L160 30V32L162 31ZM176 29H177V27L175 28V30H176ZM187 29H188V28H187ZM197 29H198V28H196V30H197ZM209 29H210V28H209ZM209 29H208V30H209ZM211 29H212V28H211ZM69 30H71V29H69ZM81 30H82V29H81ZM81 30H80V31H81ZM86 30H87V29H86ZM86 30H83L81 34H84V31H86ZM98 30H99V29H98ZM100 30H101V29H100ZM130 30H131V28H130ZM130 30H129V31H130ZM140 30H139V31H140ZM147 30H148V29H147ZM158 30H159V28H158ZM171 30H172V28H171ZM171 30H169V31H171ZM179 30H180V29H179ZM196 30H195V32H197ZM208 30H207V31H208ZM216 30L219 32V29H218V28H217ZM234 30H235V29H234ZM234 30H233V31H234ZM80 31L78 30L79 34H80ZM88 31L91 32L90 30H88ZM94 31H95V30H94ZM102 31H103V33L105 34V32H104L103 29H102ZM116 31H113V32L115 33ZM129 31H128V32H129ZM136 31H137V30H136ZM136 31L133 32V33H136ZM141 31H140V32L137 31V33L140 34ZM153 31H154V30H153ZM169 31L167 32V30H166L167 34L170 33ZM190 31H191V30H190ZM205 31H206V30H205ZM209 31H211V30H209ZM209 31H208V32H209ZM262 31H261V32H262ZM69 32H70V34H71V36H68L69 39H71V38H72V39L75 38V37H76V34H77V36H78V33H77V32H76V34H74V32H73L72 30L69 31ZM86 32H87V31H86ZM97 32H98V31H97ZM128 32H127V33H128ZM163 32H164V29H163ZM193 32H194V31H193ZM198 32H202V30L200 31V30L198 29ZM215 32H216V31H215ZM215 32L212 31V34L215 35V34H214ZM218 32H217V33H218ZM221 32H222V33H221ZM234 32H235V31H234ZM259 32H260V31H259ZM100 33H102V32H100ZM100 33H99V34H100ZM103 33H102V34H103ZM107 33H109V32H107ZM122 33H123V34H122ZM147 33H148V32H147ZM149 33H150V32H149ZM151 33H150V34H151ZM172 33H174V31H172ZM177 33H178V31H177ZM190 33H191V32H190ZM209 33H210L209 35L213 36V35L211 34V32H209ZM67 34H68V33H67ZM70 34H69V35H70ZM81 34H80V35H81ZM95 34H96V33H95ZM102 34H101V35H102ZM145 34H146V33H145ZM153 34L155 35L156 32H154ZM159 34H160V33H159ZM179 34H180V33H179ZM179 34H178V35H179ZM181 34H182V33H181ZM88 35H89V36H88ZM97 35H98V34H97ZM113 35H114L115 37H114ZM122 35H123V37H124V41H123V43L121 44V41H122L121 38H123V37H121ZM143 35H144V34H143ZM147 35H148V34H147ZM170 35H171V34H170ZM175 35H176V34H175ZM175 35H173V36H175ZM204 35H206V34H204ZM218 35H219V34H218ZM261 35H260V36H261ZM263 35H264V33H263ZM87 36H88V38H87ZM117 36H118V37H117ZM137 36H138V35L134 36V38L137 37ZM150 36H151V38H152V34H151ZM156 36H158V34H157ZM156 36H155V37H156ZM161 36H162V35H161ZM164 36L166 37L167 35H164ZM164 36H163L162 38H164L163 40L165 41L166 38H165ZM184 36H185V35H183V37H184ZM190 36H191V34H190ZM190 36H188V37H190ZM192 36H195V35L192 33ZM192 36L190 37V40H191V38H193ZM198 36H199V34H198ZM198 36H195L197 40H198V38L201 37V36H200V37H198ZM202 36H203V35H202ZM207 36H208V35H207ZM211 36H208V37H211ZM216 36H217V35H215V37H216ZM223 36L221 35L220 38H222ZM80 37H81V36H80ZM82 37H83V35H82ZM84 37H85V36H84ZM84 37H83V38H84ZM96 37L98 38V36H96ZM104 37L106 38L105 35L103 36V38H104ZM112 37H114V38H112ZM116 37H117V38H116ZM120 37H121V38H120ZM145 37H146V38H145ZM148 37H149V36H148ZM153 37H154V36H153ZM155 37H154V38H155ZM170 37H171V36H170ZM176 37H177V35H176ZM180 37H182V36H180ZM180 37H179V38H180ZM188 37H187V38H188ZM195 37H194V38H195ZM197 37H198V38H197ZM261 37H262V36H261ZM48 38L51 39V37H46V35H45V37H44V36H43V37L41 36V37H40V40H45V39L47 40ZM68 38H66V36L64 35V33L54 37V39H58V40H59L58 43L60 42V44H61V43L63 44V43H65V42H67V41H68V42L72 41V39L69 41ZM83 38H82V39H83ZM94 38H95V37H94V34L92 33V35H91V33L88 34V32H87L86 37L83 39V41H82V39L80 38L82 42H84L85 39H87V40L90 41V42H86V43H88V44H84V43L81 42L82 44H84V45H86V46L88 45V46H87V49H86L87 51H84V53H83V52H82V53H83V54H86L85 57L87 58V60H89V62H90V60L92 59V57H94V56H91V54H93L94 51H95V48H96L95 45H96V43H97L99 46H101V45H100L101 42L98 41V42H99V43H98V42L96 41V40H98V39H94ZM100 38H102V37H100ZM100 38H99V39H100ZM144 38L149 40L150 37L147 38L146 35L141 36V39H143L142 41L144 42V45H146L145 43H147V46H148V47H150L151 45H153V46H152V48H153V47H154V44H157V43H155V40H154V42H153V40H152V42H153L154 44H153V43L150 44L151 41L145 42L146 40H145ZM156 38H157V37H156ZM160 38H161V37H159L158 39H160ZM162 38H161V40H160V44L163 43V46H164V42H162ZM167 38H168V37H167ZM118 39H120V40H118ZM130 39H129V41H130L129 43H132V42H134V41H135V44H136V43H139V42H142L141 39H140V37H139V38H136L137 40L133 39V41H131ZM138 39H140V40H138ZM172 39H174V38H172ZM172 39H171V40H172ZM205 39H207V38L205 37ZM262 39H263V38H262ZM64 40H65V41H64ZM74 40H75V41H76V40L79 41L78 39H74ZM100 40H101V39H100ZM103 40H105V39H103ZM150 40H151V39H150ZM171 40H170V41H171ZM175 40H176V39H175ZM175 40H174V41H175ZM181 40H182V39H181ZM192 40H193V39H192ZM197 40H196V41H197ZM212 40H213V39H212ZM49 41H50V40H49ZM63 41H64V42H63ZM77 41H76V42H77ZM91 41H92V43H91ZM93 41H95V42H93ZM106 41H107V40H106ZM106 41H105V42H106ZM136 41H139V42H136ZM156 41H157V40H156ZM185 41H186V40H185ZM187 41H189V40H187ZM201 41H202V40H201ZM203 41H204V40H203ZM209 41H211V39H209ZM213 41H214V40H213ZM215 41H216V40H215ZM215 41H214V42H215ZM218 41H220L219 38H218ZM47 42H48V41H47ZM51 42H52V41H51ZM51 42H50V44L48 43L50 46H51V44H52ZM53 42H54V41H53ZM73 42H74V41H73ZM73 42H72V43H73ZM105 42H103V43H105ZM124 42H125V44H126L125 47L127 46L126 48H125V47H122V46H124V45H123ZM171 42H172V41H171ZM190 42H191V41H190ZM207 42H208V39H207ZM214 42H213V43H214ZM216 42H217V41H216ZM44 43H45V41H44ZM54 43H55V42H54ZM54 43L52 44L53 46H55ZM70 43H71V42H70ZM72 43H71V44H72ZM77 43H80V42H77ZM94 43H95V45H93ZM103 43H101V44L104 45ZM148 43H149V45H148ZM165 43H166V45H167L169 42H168V43L165 42ZM177 43H179V42H177ZM180 43H181V42H180ZM183 43H184V38H183ZM185 43H186V42H185ZM196 43H197V42H196ZM204 43H206V41H204ZM204 43H203V44H204ZM211 43H212V41H211L209 44H211ZM213 43H212V45H213ZM253 43L255 44V42H253ZM48 44H47V45H48ZM56 44H57V42H56ZM105 44H106V43H105ZM140 44H141V45H140ZM140 44H139V45H140L141 47L138 45L139 48H140L139 50H142V49H143V48H142V47H143V46H142L143 43H140ZM190 44H191V43H190ZM222 44H224V45H222ZM44 45H45V44H44ZM68 45H69V44H68ZM77 45H79V44H77ZM108 45H109V46H108ZM121 45H122V46H121ZM166 45H165V46H166ZM169 45H170V47H171L172 44L170 43ZM183 45H184V44H183ZM183 45H182V46H183ZM185 45H187V44H185ZM191 45H194V43L191 44ZM212 45H211V46H212ZM214 45H216V44H214ZM218 45H219V43H218ZM251 45H253V44H251ZM256 45H257V44H256ZM57 46H61V45H58V44H57ZM63 46H65V45H63ZM69 46H70V45H69ZM69 46H68V47H69ZM82 46H83V45H82ZM107 46H108V47H107ZM118 46H120L121 48L116 49ZM147 46H145L146 48L144 47L145 52H147V51L149 50V49L147 48ZM157 46H158V49H160V47L162 46V45H161V46L159 45V40H158V45H157ZM159 46H160V47H159ZM61 47H62V46H61ZM66 47H67V46H66ZM72 47H73V45H72ZM75 47H76V46H75ZM83 47H84V46H83ZM97 47H98V46H97ZM102 47H103V46H102ZM155 47H156V46H155ZM173 47H174V46H173ZM189 47H190V46H189ZM189 47H188V48H189ZM192 47H193V46H192ZM199 47H200V46H199ZM201 47H202V46H201ZM216 47H218V46H216ZM226 47H227V46H226ZM88 48H89V50H88ZM123 48H124V49H123ZM133 48H134V49H133ZM152 48H151L150 52H151V51L153 52ZM168 48H169V47H168ZM168 48H167V49H168ZM182 48H183V47H182ZM193 48H194V47H193ZM203 48H204V47H203ZM205 48H207V47H205ZM209 48H211V47H209ZM212 48H213V46H212ZM220 48H217V50H218V49L220 50ZM241 48H242V49H241ZM253 48H254V47H253ZM47 49H48V48H47ZM64 49H67V48H64ZM81 49H82V51L85 50L84 48H81ZM99 49H102V48L100 47ZM106 49H103V52H104V50H106ZM115 49H116V50H115ZM130 49H129V50H130ZM146 49H148V50L146 51ZM153 49H155V48H153ZM161 49H162V48H161ZM167 49H166V50H167ZM172 49H173V48H172ZM55 50H56V49H55ZM57 50H58V49H57ZM59 50H60V49H59ZM76 50H77V49H76ZM117 50H118V52H119V50H122L121 52H119V53H121V54H120L121 56H119V53L117 52ZM131 50L134 51V50H137V49H136L135 47H132ZM169 50H170V49H169ZM190 50H191V49H190ZM192 50H193V49H192ZM205 50H206V49H205ZM221 50H222V49H221ZM47 51H50V50H47ZM73 51L75 52V50H73ZM77 51H78V50H77ZM98 51H99V50H97V52H98ZM101 51H102V50H101ZM142 51H143V50H142ZM157 51H158V50H157ZM211 51H213V49H212ZM215 51H216V50H215ZM215 51H213V52H215ZM252 51H253V50H252ZM53 52H54V51H53ZM66 52H67V51H66ZM80 52H81V51H80ZM95 52H96V51H95ZM99 52H100V51H99ZM116 52H117V54H116ZM148 52H149V51H148ZM148 52H147V55H146L145 57H147V56L149 57L150 53L148 54ZM152 52H151V53H152ZM154 52H155V51H154ZM160 52H161V50H160ZM177 52H178V51H177ZM182 52H183V51H182ZM182 52H181V53H182ZM187 52H188V51H187ZM216 52H217V54H218L220 51H216ZM216 52H215V53H216ZM222 52H223V51H222ZM222 52H221V53H222ZM68 53H69V52H68ZM82 53H81V54H82ZM101 53H102V52H101ZM105 53H106V52H105ZM108 53H106V54H108ZM127 53H125L124 55H127ZM133 53H134V52H133ZM135 53H136V51H135ZM140 53H143V52H140ZM140 53H137L138 57H139ZM158 53H159V51H158ZM166 53H167V52H166ZM168 53H169V51H168ZM221 53H220V54H221ZM224 53H223V54H224ZM243 53H241V54H243ZM249 53H250V52H249ZM66 54H67V53H66ZM77 54H78V53H77ZM131 54H132V53H131ZM176 54H177V53H176ZM183 54H184V53H183ZM202 54H203V53H202ZM202 54H200V56L198 55V57L196 56V58H197V59L195 58L196 60L193 59V63L195 62V65H192V64H191V66L189 65V66H190V67H189V66L187 65V62H186L185 66L183 65L184 68L182 67V68H183V69H182V68H180V67L177 68L178 66H182V65H179V64H180V63H179V64H175V66L178 65V66L175 67V68L179 69V72H181V73H184V72H185L183 75L187 74L186 76H189V77H190V75H188V74H191V73H190V69H191L192 73L194 72V75H195L196 70H194V69H195L196 65H198L199 63H203V61H206V59H204V58H206V57L209 58L210 56H212V54L209 55V51H207V50H206L205 54H203V55H207V56L204 57ZM220 54H219V55H220ZM223 54H222V55H223ZM227 54H229V53H227ZM251 54H253V53H251ZM36 55H37V54H36ZM67 55H68V54H67ZM78 55H80V53H79ZM100 55H101V54L99 53V56H100ZM102 55H104V54L102 53ZM124 55L122 56V58H123V57H125V58L128 57V56L126 57V56H124ZM144 55H145V54H143V56H144ZM152 55H153V54H151V57H152ZM159 55H160V53H159ZM159 55H158V56H159ZM174 55H175V54H174ZM177 55H178V54H177ZM177 55H176V56H177ZM188 55H189V54H188ZM192 55H193V53H192ZM208 55H209V56H208ZM219 55H218V56H219ZM249 55H250V54H249ZM249 55L247 54V56H249ZM57 56H58V55H57ZM75 56H76V55H75ZM99 56H98V54H97V58H98ZM134 56H135V54H134ZM134 56H132V57H134ZM143 56H142V58H145V57H143ZM155 56H157V55H155ZM167 56H168V55H167ZM170 56H171V55H170ZM179 56H180V55H179ZM179 56H178V57H179ZM190 56H191V55H190ZM213 56H214V55H213ZM215 56L217 57V55H215ZM215 56H214V57H215ZM228 56H229V55H228ZM232 56H233V55H232ZM234 56H235V55H234ZM238 56H239V55H238ZM263 56H264V55H263ZM95 57H96V56H95ZM103 57H105V56H103ZM107 57H108V56H107ZM151 57H150V58H151ZM159 57L161 58V56H159ZM159 57H157V58H159ZM172 57H173V56H172ZM221 57H222V56H221ZM221 57H219V58H221ZM229 57H230V56H229ZM229 57H227V60H228ZM235 57H236V56H235ZM235 57H234V58H235ZM51 58H52V57H51ZM86 58H85V59H86ZM150 58H149V59H150ZM160 58H159V59H160ZM169 58H170V57H169ZM181 58H182V57H181ZM211 58H212V57H211ZM222 58H223V57H222ZM236 58H237V57H236ZM238 58H239V57H238ZM243 58H244V57H243ZM260 58H261V57H260ZM6 59H7V58H6ZM101 59H102V58H101ZM120 59H121V58H120ZM129 59H130V58H129ZM129 59H126V60L128 61ZM134 59L136 60V57H135ZM134 59H132V62H133ZM137 59H140V60H141V56H140L139 58H137ZM147 59H148V58H147ZM149 59H148V60H149ZM153 59H155V58L153 57ZM159 59H158V61H159ZM163 59H164V58H162L161 61H162ZM174 59H175V58H174ZM186 59H187V58H186ZM214 59H216V58H214ZM231 59H232V61H233V58H231ZM99 60H100V59H99ZM99 60H97V61L100 62ZM108 60H106V63H107ZM126 60L123 59L122 61H126ZM140 60H136V61H139V62H140ZM144 60H145V59H144ZM144 60H141V61L143 62ZM150 60H151V59H150ZM166 60L169 61L168 59H166ZM166 60H165V61H166ZM170 60H171V59H170ZM188 60H189V59H188ZM207 60H208V59H207ZM210 60H211V59H210ZM210 60L206 61V63L209 62ZM212 60H213V59H212ZM217 60H218V59H217ZM217 60H216V61H217ZM241 60H242V59H241ZM92 61H93V60H92ZM92 61H91V62H92ZM95 61H96V60H95ZM120 61H121V60H120ZM146 61H147V60H146ZM161 61H159V62H161ZM165 61L163 60V62L166 64L165 66H167L168 63L165 62ZM176 61H177V59H176ZM216 61L214 60L213 62H216ZM220 61H221V60H219V63H220ZM222 61H223V60H222ZM236 61H237V60H236ZM8 62H9V61H8ZM93 62H94V61H93ZM93 62H92V63H93ZM103 62H105V61H103ZM103 62H102V63H103ZM108 62H109V61H108ZM128 62H130V61H128ZM152 62H153V61H152ZM152 62H150V63H152ZM163 62H161L160 64H162ZM171 62H172V60H171ZM171 62H169V63H170V66H169V67H172V66H171V65H172ZM210 62H211V61H210ZM238 62H239V61H238ZM241 62H242V61H241ZM69 63H70V62H69ZM79 63H80V62H79ZM100 63H101V62H100ZM121 63H122V62H121ZM124 63H125V62H124ZM143 63H144V62H143ZM146 63H148V62H146ZM156 63L158 64V62H156ZM176 63H178V62H176ZM182 63H183V60H182ZM204 63H205V62H204ZM204 63H203V64H204ZM211 63H212V62H211ZM250 63H252V62H250ZM253 63H254V62H253ZM84 64H85V63H84ZM98 64H99V63H98ZM108 64H109V63H108ZM118 64H120V63H118ZM126 64H127V63H126ZM138 64H139V63H138ZM138 64H137V65H138ZM144 64H145V63H144ZM154 64H155V63H154ZM154 64L152 65V67H154ZM160 64H158V65H159L161 68L164 67V66H163L164 64H162V65H160ZM209 64H210V63H209ZM209 64H207V65H209ZM242 64H243V63H242ZM105 65H106V64H105ZM120 65H123V63L120 64ZM128 65H129V64H128ZM135 65H136V64H135ZM137 65H136V66H137ZM141 65H142V63H141ZM141 65H138V66H141ZM145 65H146V64H145ZM148 65H149V64H148ZM168 65H169V64H168ZM186 65H187V66H186ZM235 65H236V64H235ZM245 65H246V64H245ZM256 65H257V64H256ZM256 65H255V67L257 68ZM258 65H259V64H258ZM91 66H92V65H91ZM91 66H90V67H91ZM113 66H112V67H113ZM123 66H125V65H123ZM133 66H134V65H133ZM199 66L201 67V64H199ZM199 66L197 67V70H198ZM204 66H206V64H205ZM211 66H212V65H211ZM215 66H216V65H215ZM222 66L224 67V65H222ZM232 66H233V65H231V67H232ZM250 66H251V65H250ZM263 66H264V65H263ZM61 67H62V66H61ZM78 67H79V66H78ZM78 67H77V68H78ZM110 67H111V65H110ZM112 67H111V68H112ZM114 67H115V66H114ZM114 67H113V70H114ZM126 67H127V66H126ZM131 67H132V66H131ZM155 67H156V65H155ZM186 67H187V68H186ZM213 67H214V66H213ZM213 67H212V68H213ZM239 67H240V66H239ZM255 67H254V68H255ZM95 68H96V67H95ZM117 68H119V67H117ZM117 68H116V69H117ZM132 68H133V67H132ZM140 68H141V67H140ZM145 68H146V67H145ZM145 68H143V69H145ZM149 68H150V67H149ZM201 68H203V66H202ZM204 68H205V67H204ZM204 68H203V69H204ZM207 68H208V67H207ZM216 68H218V67L216 66ZM235 68H236V66H235ZM235 68H234V69H235ZM262 68H263V67H262ZM102 69H103V68H102ZM109 69H110V68H109ZM122 69H123V67H122ZM124 69H126V68H124ZM124 69H123V71H125ZM138 69H139V67H138ZM141 69H142V68H141ZM154 69H155V68H153L152 70H150V71H152V73H150V72L148 71V72L150 73L149 78H151V79H150L149 81H147V80H146V77H147V76H146V74H145V79L143 78V79H144V83L142 84V83H141L142 81H141L140 83H141V86L143 85L144 88H147V89H149V91H152L151 94L154 93L153 96L155 95V99L157 98V101H158V99H161V98H158V97H162V96H158V95L161 93L160 90L162 89V86H161V88H159L158 86H160V83L163 81V78H164V77H161V76L159 77V75H157L158 72H157V71H154ZM158 69H159V68H158ZM163 69H164V68H163ZM213 69H214V68H213ZM222 69H223V68H222ZM228 69H229V71H231L230 68H228V67L226 68V66H225V68L223 69L225 73L223 72V70L220 71L221 69L219 68V69L217 70V72H215V71L212 72V73H218V71H220L217 75L215 74V76H214V75L211 74V75H212V76H211L210 74H208V76L213 77V78H211V80L213 79V80H212L213 82H212L211 80H210V83H208L209 81L207 82V84H210L209 87H208L207 84H206V87L203 88V90H201V88L198 89V90H196L195 92H192L191 90H189V91L186 92V95L184 94V93H185V91H184L183 95H185V97H184L185 100H183V99L180 98L181 101H182L181 103L179 102L180 104H178V105H177V104H176V105H172V104H173V103H172L171 105L174 106V107H177V106L180 105V106L183 107V109H185V110L187 109L188 111H187V110H186V111L188 112V114L190 115L191 118H192V117H198L199 113H201V111H203L202 109L204 108V104H203V101H202V100H203V99H206V98H209V97H214V95H215V98H217V102H219L218 104H220L219 107H218V108H213V107H212V109H211V108H210V109L208 108V109L210 110V112H212V113H211V114H212V118H213V120H215V121L221 120L222 117H223V114H225V113H227V112H228V114H226V115H230V114H231L230 117H232V116H233L232 113H234V112L237 113V111L239 112V109H242V108L246 109L245 107H248L249 105H252L253 103H255V102H254V100H255L254 97H255L256 95H258V93H257L256 95H254V93H253L254 91H252V93H250V92H249V88H248V87H245L244 84H245L246 86H248V85H250V86H251V85H254V86H253L254 89H255V87H256V88L264 87V84H263V83H264V74H263V75L260 74L261 76H258V75H257V73H258V72H257L258 69H256V70H257V71H256L257 73H256V72H253V70H252V72H249V73L247 74V73H246V68H245V71H244L245 73H243L244 76L242 75V76H239V77H238V76H235V75H234L235 77H237V79H239L240 81H242V82L244 83V84H243L244 87H241V85L239 84L238 89L235 90V92H234V91H232V90L234 89V88H233L234 86H231V90H230V85H231V84H235V83L230 82V85H229V79H230L229 77H231V76L226 77V73L229 72V71H227ZM240 69H241V68H240ZM249 69H253V68H252V67H251V68L249 67L247 70H249ZM49 70H50V69H49ZM73 70H75V69H73ZM132 70H133V69H132ZM135 70H137V69H135ZM160 70H161V69H160ZM172 70H173V69H172ZM172 70H170V71H172ZM193 70H194V71H193ZM205 70H206V69H205ZM209 70H210V68H209ZM260 70H261V69H260ZM110 71H112V69H111ZM115 71H116V70H115ZM115 71H114V73H115ZM119 71L121 72L120 69H119ZM119 71H118V73H117V71H116V73H117V74H120L121 77H124V76H122V73H119ZM133 71H134V70H133ZM158 71H159V70H158ZM168 71H169V69H167V72H168ZM170 71H169V72H170ZM173 71H174L175 74H176L177 71H176V70H173ZM173 71H172V72H173ZM188 71H189V72H188ZM234 71L236 72V71H239V70H234ZM33 72H34V71H33ZM70 72H71V71H70ZM73 72H74V71H73ZM104 72H105V71H104ZM134 72H136V71H134ZM134 72H133V74H134ZM137 72H138V71H137ZM144 72H146V71L144 70ZM156 72H157V74H155ZM179 72H178V74L180 75ZM186 72H188V73H186ZM198 72H199V71H198ZM235 72H234V73H235ZM247 72H248V71H247ZM114 73H113V74H114ZM125 73H126V72H125ZM159 73L162 74V75L164 74L162 71L159 72ZM206 73H207V72H206ZM232 73H233V72H232ZM234 73H233V74H234ZM237 73H238V72H237ZM241 73H242V72H241ZM262 73H263V72H262ZM30 74H31V73H30ZM123 74H124V72H123ZM135 74H136V73H135ZM140 74H141V73H140ZM168 74H169V73H168ZM168 74H167V75H168ZM171 74H173V73L170 72V75H171ZM178 74H177V75H178ZM196 74H197V73H196ZM204 74H205V73H204ZM239 74H240V73H239ZM245 74H246V75H245ZM258 74H259V73H258ZM65 75H66V74H65ZM104 75H105V74H104ZM108 75H110V74H108ZM108 75H107V78H108ZM127 75H128V74H127ZM130 75H131V73H130ZM147 75H148V73H147ZM177 75H176V76H177ZM183 75H182V77H183ZM228 75H229V73H227V76H228ZM230 75H232V74H230ZM32 76H33V75H32ZM69 76H70V75H69ZM114 76L117 77L116 74H115ZM139 76H140V75H139ZM139 76H138V77H139ZM152 76H155V79H152V78H153ZM163 76H165V75H163ZM196 76H197V75H196ZM199 76H200V74H198V77H199ZM234 76H233V77H234ZM35 77H36V76H35ZM90 77H91V76H90ZM109 77L111 78L112 76L110 75ZM193 77H195V76H193ZM210 77H209V78H210ZM240 77H241V78H240ZM65 78L67 79L66 76H65ZM65 78H64V79H65ZM100 78H101V77H100ZM100 78H99V81H100ZM127 78H130V77H127ZM140 78H141V77H140ZM149 78H147V79H149ZM161 78H162V81L160 80ZM175 78H176V77H175ZM179 78H180V77H179ZM187 78H188V77H187ZM195 78H196V77H195ZM195 78H194V79H195ZM209 78H208V79H209ZM71 79H72V78H71ZM102 79H104V78H102ZM114 79H115V78H114ZM114 79H113V80H114ZM122 79H123V78H122ZM172 79H173V78H172ZM185 79H186V78H185ZM188 79H189V78H188ZM196 79H197V78H196ZM198 79H199V78H198ZM198 79H197V81H199ZM200 79H201V78H200ZM231 79H232V77H231ZM237 79H236V81H237ZM52 80H53V79H52ZM74 80H75V79H74ZM105 80H106V79H105ZM111 80H112V79H111ZM111 80H110V81H111ZM118 80H119V79H118ZM123 80H125V79H123ZM136 80H137V79H136ZM158 80L161 81V82L159 83ZM166 80H167V79H166ZM166 80H164V82H165ZM178 80H179V79H178ZM181 80H183V79L181 78ZM181 80H180V81H181ZM186 80H187V79H186ZM234 80H235V79H234ZM63 81H64V80H63ZM66 81H67V80H66ZM66 81H65V82H66ZM106 81H108V79H107ZM115 81H116V80H115ZM119 81H120V80H119ZM133 81H134V79H133ZM173 81H175V80H173ZM191 81L193 82L194 80L191 79ZM240 81H239V82H240ZM65 82H64L63 84H65ZM124 82H125V81H124ZM124 82L122 81V83H124ZM175 82L178 83L179 81H175ZM182 82L184 83L185 81H182ZM182 82H181V83H182ZM186 82H187V81H186ZM186 82H185V83H186ZM199 82H200V81H199ZM205 82H206V80H205ZM211 82H212V83H211ZM66 83H67V82H66ZM96 83H97V82H96ZM109 83H111V82H109ZM112 83H113V82H112ZM112 83H111V84H112ZM122 83H120V86H121L120 95H124V94H125V96L127 97L126 94L128 93V91H129L130 94L132 95L133 93H131L132 91H130L131 89H130V87H129L130 84L128 85V84H125V83L122 84ZM126 83H127V82H126ZM128 83H130V82H128ZM140 83H138V84H140ZM158 83H159V85H158ZM165 83H166V82H165ZM168 83H170V81H169ZM190 83H191V82H190ZM194 83H196V82H194ZM240 83H241V82H240ZM92 84H93V83H92ZM97 84H98V83H97ZM106 84H107V83H106ZM113 84H114V83H113ZM117 84H118V83H117ZM131 84H132V83H131ZM172 84H174V83L172 82ZM187 84H189V83L187 82L186 85H187ZM83 85H84V84H83ZM94 85H95V83H94ZM161 85H162V84H161ZM169 85H170V84H169ZM176 85H177V84H176ZM176 85H175V87H172V91L170 90L171 92H173V93L170 94V96H172L173 99H174V98H175V99H176V98H179V93H181V92H180V89H181V87H182V90H184L183 87L185 86V85L183 86V84H182V86L180 87V86H179L180 84H178V87H180V88H176V87H177ZM189 85H190V84H189ZM189 85H188V86H189ZM192 85H193V84H192ZM197 85H198V84H197ZM236 85H237V83H236ZM256 85H257V86H256ZM258 85H260V86H258ZM69 86H70V85H69ZM71 86H72V85H71ZM98 86H99V85H98ZM111 86H112V85H111ZM114 86L116 87L117 85L115 84ZM130 86H132V85H130ZM167 86H168V84H167ZM118 87H119V86H118ZM139 87H140V86H139ZM143 87H142V89H143ZM169 87H170V86H169ZM239 87H240V88H239ZM53 88H54V87H53ZM92 88H93V87H92ZM116 88H117V87H116ZM128 88H129V90H128ZM133 88H134V87H133ZM184 88H188V87H184ZM189 88H190V87H189ZM193 88H194V87H193ZM232 88H233V89H232ZM235 88H237V87H235ZM80 89H81V88H80ZM80 89H79V91H80ZM111 89H112V88H111ZM170 89H171V88H170ZM191 89H192V88H191ZM254 89H253V90H254ZM263 89H264V88H263ZM36 90H37V89H36ZM43 90H44V89H43ZM52 90H53V89H52ZM81 90H82V89H81ZM85 90H86V89H85ZM112 90H113V89H112ZM132 90H133V89H132ZM163 90H164V89H162V91H163ZM167 90H169V88H167L166 91H167ZM182 90H181V91H182ZM193 90H194V89H193ZM256 90H257V89H256ZM260 90H261V89H260ZM63 91H64V90H63ZM82 91H83V90H82ZM91 91H92V90H91ZM91 91H90V92H91ZM134 91H135V90H133V92H134ZM139 91H140V90H139ZM139 91H138V92H139ZM145 91L147 92L148 90H145ZM231 91H232V92H231ZM247 91H248L249 93H248ZM250 91H251V90H250ZM263 91H264V90H263ZM48 92H49V91H48ZM114 92H115V91H114ZM261 92H262V91H261ZM79 93H80V92H79ZM87 93H88V92H87ZM116 93H117V92H116ZM255 93H256V91H255ZM35 94H36V93H35ZM67 94H68V93H67ZM100 94H101V93H100ZM102 94H103V93H102ZM128 94H129V93H128ZM142 94H143V93H142ZM144 94H145V93H144ZM166 94H169V93H166ZM166 94H165V91H164V95H165V97H167ZM60 95H61V94H60ZM131 95H130V96H131ZM135 95H136V94H135ZM137 95H138V94H137ZM147 95H150L149 92H148ZM162 95H163V94H162ZM259 95H260V93H259ZM259 95H258V97L261 96V95H260V96H259ZM262 95H264V93H263ZM118 96H119V94H118ZM151 96H152V95H151ZM156 96H157V97H156ZM168 96H169V95H168ZM170 96H169V97H170ZM68 97H69V96H68ZM121 97H122V99L124 98L123 96H121ZM132 97H133V96H132ZM135 97H136V96H135ZM135 97H134V98H135ZM149 97H150V96H149ZM165 97H162V98H164V100L162 99L163 101L166 100ZM186 97H187V98H186ZM258 97H257V98H258ZM261 97H263V96H261ZM261 97H260L259 99H261ZM70 98H71V96H70ZM84 98H85V97H84ZM109 98H110V97H109ZM115 98H116V97H115ZM115 98H114V99H115ZM152 98H153V97H151L150 99H152ZM170 98H171V97H170ZM215 98H214V101H215ZM255 98H256V97H255ZM257 98H256V99H257ZM263 98H264V97H263ZM112 99H113V98H112ZM119 99H120V98H119ZM153 99H154V98H153ZM155 99H154V100H155ZM168 99H169V98H168ZM173 99H172V100H173ZM175 99H174V100H175ZM180 99H179V100H180ZM211 99L213 100V98H211ZM117 100H118V99H117ZM132 100H133V98H132ZM136 100H137V99H136ZM138 100H139V99H138ZM147 100H149V99H147ZM172 100H170V101H172ZM176 100H177V99H176ZM125 101H126V100H125ZM129 101H130V100H129ZM149 101H150V100H149ZM160 101H161V100H160ZM163 101H162V102H163ZM177 101H178V100H177ZM190 101H192V102L189 104ZM252 101H253V102H252ZM82 102H83V101H82ZM110 102H111V101H110ZM116 102H117V104H118V101H116ZM127 102H128V101H127ZM150 102H151V101H150ZM152 102H153V101H152ZM158 102H159V101H158ZM158 102H157V103H158ZM165 102H168V100H166ZM134 103H135V102H134ZM145 103H146V102H145ZM147 103H148V102H147ZM155 103H156V100H155ZM160 103H161V102H160ZM168 103H171V102H168ZM168 103H166V104L168 105ZM175 103H177V102H175ZM112 104H113V102H112ZM142 104H143V103H142ZM142 104H141V105H142ZM152 104H154V103H152ZM83 105H84V104H83ZM96 105H97V104H96ZM103 105H104V104H103ZM110 105H111V104H110ZM113 105H114V104H113ZM130 105H131V104H130ZM130 105H129V106H130ZM137 105H138V104H137ZM144 105H145V104H144ZM160 105L162 106V104H160ZM169 105H170V104H169ZM67 106H68V105H67ZM78 106H79V105H78ZM117 106H119V105H117ZM120 106H121V105H120ZM145 106H146V105H145ZM151 106H152V105H149V107H151ZM156 106H157V104H155V107H154V108L151 107V108H152V113H154V114H152V115H155V113H156V112H155V111H156ZM158 106H159V105H158ZM164 106H165V105H164ZM164 106H163V107H164ZM213 106H214V105H213ZM35 107H36V106H35ZM125 107H126V105H125ZM139 107H140V106H139ZM147 107H148V106H146V108H147ZM159 107H160V106H159ZM159 107H158V108H159ZM214 107H215V106H214ZM131 108H132V107H131ZM131 108H130V109H131ZM144 108H145V107H144ZM160 108H161V107H160ZM168 108H169V106H168ZM168 108H167V109H168ZM170 108H171V106H170ZM170 108H169V110H170ZM172 108H173V107H172ZM179 108L182 109L181 107H179ZM206 108H207V107H206ZM254 108H255V107H254ZM97 109H98V107H97ZM99 109H100V108H99ZM110 109H111V108H110ZM114 109H115V108H114ZM123 109H124V108H123ZM167 109L165 108V110H167ZM176 109L178 110V108H176ZM118 110H119V109H118ZM125 110H126V109H125ZM146 110H147V109H146ZM146 110H145V111H146ZM148 110H149V108H148ZM157 110H158V109H157ZM159 110H160V109H159ZM171 110H172V109H171ZM177 110H176V111H177ZM246 110H248V109H246ZM250 110H251V109H250ZM96 111H97V110H96ZM104 111H105V110H104ZM112 111H113V109H112ZM127 111H128V110H127ZM131 111H132V109H131ZM141 111H142V110H141ZM179 111H180V110H179ZM186 111H185V112H186ZM243 111H244V110H243ZM105 112H106V111H105ZM114 112H115V111H114ZM116 112H117V111H116ZM143 112H144V111H143ZM148 112H149V111H148ZM148 112H144V114H145V113H148ZM150 112H151V110H150ZM150 112H149V114H150ZM158 112H159V111H158ZM169 112H171V111H169ZM169 112H168V113H169ZM183 112H184V110H183ZM248 112H251V111H248ZM248 112H247V113H248ZM73 113H74V112H73ZM73 113H72V114H73ZM88 113H89V112H88ZM99 113H100V112H99ZM109 113H110V112H109ZM111 113H112V112H111ZM117 113H118V116H121V115H119V114H120L119 112H117ZM121 113H122V111H121ZM125 113H126V112H125ZM128 113H129V112H128ZM163 113H165V112H163ZM171 113H173V112H171ZM177 113L179 114V112H177ZM204 113H205V112H204ZM208 113H209V112H208ZM208 113H207V114H208ZM126 114H127V113H126ZM144 114H143V115H144ZM173 114H174V113H173ZM238 114H239V113H238ZM241 114H242V113H241ZM74 115H75V114H74ZM107 115H108V114H107ZM107 115H106V116H107ZM114 115H115V113H114ZM114 115H113V116H114ZM122 115H124V113H122ZM128 115H129V114H128ZM128 115H127V116H128ZM131 115H132V114H131ZM146 115H148V114H146ZM150 115H151V114H150ZM169 115H171V114H169ZM180 115H181V114H180ZM183 115L185 116V114H183ZM183 115H182V116H183ZM249 115H251V114H249ZM124 116H125V115H124ZM159 116H161V115H159ZM162 116H163V115H162ZM182 116H181V117H182ZM187 116H188V115H187ZM205 116H206V115H205ZM235 116H236V115H235ZM81 117H82V116H81ZM129 117H130V116H129ZM141 117H142V116H141ZM146 117H147V116H146ZM166 117H167V116H166ZM170 117H171V116H170ZM175 117H176V116H175ZM175 117H173V118L176 120L177 118H175ZM224 117H227V116H224ZM230 117H229V118H230ZM236 117H237V116H236ZM90 118H91V115H90ZM92 118H93V117H92ZM102 118H103V117H102ZM115 118H116V117H115ZM126 118H128V117H126ZM126 118H125V119H126ZM144 118H145V117H144ZM152 118H153V117H152ZM204 118H205V117H204ZM208 118H209V117H208ZM57 119H58V118H57ZM116 119H117V118H116ZM119 119H120V118H118V120H119ZM122 119H123V118H122ZM146 119H147V118H146ZM146 119H144V120H146ZM153 119H154V118H153ZM158 119H159V118H158ZM163 119H164V118H163ZM171 119H172V118H171ZM186 119H187V118H186ZM186 119H185V120H186ZM188 119H189V118H188ZM196 119H197V118H196ZM196 119L194 118L195 121H196ZM210 119H211V118H210ZM234 119H235V117H234ZM81 120H82V119H81ZM114 120H115V119H114ZM156 120H157V118H156ZM160 120H161V119H160ZM179 120H180V119H179ZM182 120H183V119H182ZM197 120H198V119H197ZM200 120H201V119H200ZM204 120H205V119H204ZM206 120H208V119H206ZM227 120H228V119H226V122H227ZM115 121L117 122V120H115ZM124 121H126V120H124ZM147 121H148V120H147ZM151 121H152V120H151ZM157 121H158V120H157ZM167 121H168V120H167ZM195 121H193V123H194ZM215 121H214V122H215ZM222 121H223V120H222ZM126 122H127V121H126ZM159 122H160V121H158L157 123L159 124ZM161 122H164V120H162ZM174 122H175V121H174ZM188 122H189V121H188ZM196 122H197V121H196ZM209 122L211 123V121H209ZM218 122H219V121H218ZM85 123H86V122H85ZM157 123H156V124H157ZM179 123H180V122H179ZM185 123H186V122H185ZM189 123H190V122H189ZM210 123H208V124H210ZM215 123H216V122H215ZM74 124H75V123H74ZM152 124H153V123H152ZM164 124H166V123H164ZM170 124H171V121H170ZM201 124H202V123H201ZM212 124H214V123L212 122ZM212 124H211V125H212ZM85 125H86V124H85ZM116 125H117V124H116ZM167 125H168V123H167ZM173 125L175 126V124H173ZM196 125H197V124H196ZM216 125H218V124H216ZM75 126H76V125H75ZM106 126H107V125H106ZM158 126H160V125H158ZM163 126H164V125H163ZM168 126H169V125H168ZM170 126H172V125H170ZM183 126H184V125H183ZM197 126H198V125H197ZM223 126H224V125H223ZM109 127H110V126H109ZM114 127H115V126H114ZM125 127H126V126H125ZM156 127H157V126H156ZM199 127H200V126H199ZM205 127H206V126H205ZM216 127H217V126H216ZM228 127H229V126H228ZM238 127H239V126H238ZM168 128H169V127H168ZM219 128H220V127H219ZM219 128H217V130H218ZM231 128H232V127H231ZM236 128H237V127H236ZM236 128H234V129H236ZM240 128L242 129V127H240ZM103 129H105V128H103ZM120 129H121V128H120ZM124 129H125V128H124ZM152 129H153V128H152ZM171 129H172V127H171ZM213 129H214V128H213ZM220 129H221V128H220ZM237 129H238V128H237ZM79 130H80V129H79ZM95 130H96V129H95ZM138 130H139V129H138ZM146 130H147V129H146ZM155 130H156V129H155ZM158 130H159V129H158ZM202 130H203V129H202ZM208 130H209V129H208ZM227 130H228V129H227ZM227 130H226V131H227ZM232 130H233V129H232ZM239 130H240V129H239ZM243 130H244V129H243ZM72 131H73V130H72ZM110 131H112V130H110ZM118 131H119V130H118ZM142 131H143V130H142ZM148 131H149V130H148ZM156 131H157V130H156ZM160 131H161V130H160ZM164 131H166V130H164ZM170 131H171V130H170ZM229 131H231V130H229ZM105 132H106V131H105ZM112 132H113V131H112ZM144 132H145V131H144ZM161 132H162V131H161ZM209 132H211V130H210ZM209 132H208V133H209ZM213 132H214V130H213ZM220 132H221V131H220ZM220 132H216V133L219 134ZM231 132H232V131H231ZM233 132H234V131H233ZM233 132H232L231 134H233ZM241 132H242V131H241ZM241 132H239V131L237 132V131H236V132L232 135V137L235 138L236 134L239 135V134H241ZM251 132H255V131H251ZM260 132H261V131H260ZM120 133H121V132H120ZM131 133H132V132H131ZM141 133H142V132H141ZM151 133L154 134L153 132H151ZM155 133H156V132H155ZM171 133H172V131H171ZM222 133H224V132H221L220 136H222ZM242 133H243V134H242L243 136H241V135H240V136L237 135V136L240 137V138H242V139H244L243 137H244L245 133H244V132H242ZM246 133H247V132H246ZM249 133H250V132H249ZM257 133H258V132H257ZM111 134H112V133H111ZM113 134H114V133H113ZM124 134H127V133H124ZM144 134H145V133H143V136H145ZM169 134H170V133H169ZM206 134H207V133H206ZM206 134H205V135H206ZM210 134H212V135H210ZM231 134H230V135H231ZM250 134H251V133H250ZM252 134H253V133H252ZM255 134H256V132H255ZM134 135H135V134H134ZM134 135H132V136H134ZM157 135L159 136L160 134H157ZM183 135H184V134H183ZM190 135H191V134H190ZM209 135L212 136V138H213V136H214V137H216V136L219 137V135H216V134H213V133H209ZM209 135L207 134L206 136H209ZM215 135H216V136H215ZM225 135H226V134H225ZM234 135H235V136H234ZM246 135H247V134H246ZM248 135H249V134H248ZM258 135H259V134H258ZM258 135H256V136H258ZM103 136H104V135H103ZM106 136H107V135H106ZM151 136H152V135H151ZM171 136H172V135H170V137H171ZM195 136H196V135H195ZM197 136H198V135H197ZM206 136H205V137H206ZM123 137H124V136H123ZM129 137H130V136H129ZM136 137H137V136H136ZM138 137H139V136H138ZM138 137H137V138H138ZM168 137H169V136H168ZM189 137H190V136H189ZM191 137H192V136H191ZM229 137H231V136H229ZM229 137H228V138H229ZM250 137H252V136H250ZM261 137H262V136H261ZM97 138H98V137H97ZM117 138H118V137H117ZM121 138H122V137H121ZM126 138H127V137H126ZM139 138H140V137H139ZM194 138L196 139V137H194ZM200 138H201V137H200ZM200 138H199V139H200ZM223 138H224V136H223ZM240 138H237V137H236V139H238V140H239ZM154 139H156V138H154ZM154 139H153V140H154ZM159 139H160V137H159ZM186 139H187V138H186ZM188 139H189V138H188ZM202 139H203V138H202ZM205 139H207V138H205ZM213 139H214V138H213ZM215 139H216V138H215ZM220 139H221V138H220ZM230 139H231V141H233L232 138H229L228 141H230ZM236 139H234V140H236ZM242 139H240V142L242 141ZM127 140H128V139H127ZM164 140H167V138L165 139V136H164ZM209 140H210V139H209ZM209 140H208V141H209ZM216 140H218V139H216ZM221 140H222V139H221ZM246 140H247V139H246ZM252 140H253V139H252ZM252 140H251V141H252ZM254 140H255V139H254ZM254 140H253V141H254ZM263 140H264V139H263ZM113 141H114V140H113ZM120 141H121V140H120ZM140 141H141V140H140ZM158 141H159V140H158ZM161 141H162V139H161ZM188 141H189V140H188ZM188 141H187V142H188ZM192 141H193V140H192ZM197 141H198V140H197ZM211 141H212V140H210V142H211ZM231 141H230V143H231ZM236 141H237V140H236ZM236 141H235V142H236ZM243 141H244V140H243ZM251 141H250V144L253 142V141H252V142H251ZM257 141H258V140H256V142H257ZM79 142H80V141H79ZM138 142H139V141H138ZM138 142H137V143H138ZM181 142H182V141H181ZM190 142H191V141H190ZM193 142H194V141H193ZM193 142H192V143H193ZM200 142L202 143V140H201ZM213 142H214V141H213ZM213 142H212V143H213ZM216 142H217V141H216ZM219 142H220V141H219ZM219 142H218V143H219ZM233 142H234V141H233ZM240 142H239V143H240ZM244 142H245V141H244ZM244 142H243V143H244ZM247 142H248V141H247ZM247 142H246V143H247ZM256 142H255V144H256ZM72 143H73V142H72ZM94 143H95V142H94ZM107 143H108V142H107ZM111 143H112V142H111ZM114 143H115V142H114ZM123 143H124V142H123ZM133 143H134V142H133ZM143 143H144V142H143ZM192 143H191V144H192ZM194 143H195V142H194ZM236 143H238V142H236ZM239 143H238V144H239ZM243 143L241 142V144H239V145L241 146ZM259 143H260V141H259ZM262 143H263V142H262ZM101 144H102V143H101ZM117 144H118V143H117ZM121 144H122V143H121ZM160 144H161V143H160ZM170 144H172V143H170ZM176 144H178V142H177ZM179 144H180V143H179ZM182 144H183V143H182ZM184 144H185V143H184ZM186 144H187V143H186ZM186 144H185L184 147H187ZM206 144H207V143H206ZM208 144H211V143H208ZM222 144H223V143H222ZM231 144H232V143H231ZM234 144H235V143H234ZM250 144H248V145H250ZM83 145H84V144H83ZM194 145H195V144H194ZM194 145H193V146H194ZM213 145H214V144H213ZM215 145H218V144H215ZM215 145H214V146H215ZM248 145H247V147H248ZM123 146H124V145H123ZM155 146H156V145H155ZM157 146H158V144H157ZM164 146H165V145H164ZM167 146H168V145H167ZM167 146H166L165 148H167ZM169 146H170V145H169ZM190 146H191V145H190ZM207 146H208V145H207ZM234 146H235V145H234ZM242 146H246V145L243 144ZM242 146H241V147H242ZM250 146H251V145H250ZM148 147H149V146H148ZM173 147H174V146H173ZM182 147H183V146H182ZM198 147H199V146H198ZM215 147H216V146H215ZM218 147H219V146H218ZM218 147H216V148H218ZM237 147H238V146H237ZM252 147H253V145H252ZM112 148H113V147H112ZM156 148H157V150L159 149L158 147H156ZM156 148H155V149H156ZM176 148H177V146H176ZM178 148H181V147H178ZM191 148H192V147H191ZM213 148H214V147H213ZM242 148H243V147H242ZM248 148H249V147H248ZM258 148H259V147H258ZM66 149H67V148H66ZM66 149H65V150H66ZM88 149H90V148H88ZM108 149H110V148H108ZM116 149H117V148H116ZM122 149H125V148H122ZM131 149H132V148H131ZM143 149H144V148H143ZM172 149H173V148H172ZM185 149H186V148H185ZM189 149H190V148H189V146H188V149H187V150L182 149V151L173 154L171 157H174L173 159H174L175 161H177V158H179V157H180V158H181V157H184V156L186 155V151H188ZM207 149H208V148H207ZM236 149H237V148H236ZM244 149H245V147H244ZM244 149H242V150H244ZM79 150H80V149H79ZM84 150H85V149H84ZM106 150H107V149H106ZM106 150H105V151H106ZM151 150H152V149H151ZM166 150H167V149H166ZM178 150H179V149H178ZM180 150H181V149H180ZM216 150H218V149H216ZM263 150H264V149H263ZM94 151H95V150H94ZM118 151H119V149H118ZM129 151H130V149H129ZM158 151H159V150H158ZM171 151H172V150H171ZM190 151H191V150H190ZM220 151H221V150H220ZM236 151H237V150H236ZM245 151H247V148H246ZM153 152H154V151H153ZM155 152H156V151H155ZM211 152H212V151H211ZM262 152H263V151H262ZM262 152H261V153H262ZM81 153H82V152H81ZM108 153H109V152H108ZM115 153H116V152H115ZM218 153H219V152H218ZM237 153H238V152H237ZM105 154H106V153H105ZM131 154H132V152H131ZM131 154H130V155H131ZM151 154H152V153H151ZM160 154H161V153H160ZM188 154H189V153H188ZM214 154H215V153H214ZM263 154H264V153H263ZM263 154H262L261 156H263ZM65 155H66V154H65ZM97 155H98V154H97ZM97 155H96V156H97ZM106 155H107V154H106ZM106 155H105V156H106ZM124 155H125V154H124ZM169 155H170V153H169ZM169 155H168V156H169ZM189 155H191V154H189ZM238 155H239V154H238ZM255 155H256V154H255ZM116 156H117V155H116ZM120 156H121V155H120ZM155 156H156V155H155ZM162 156H163V155H162ZM162 156H161V157H162ZM192 156H193V154H192ZM236 156H237V155H236ZM86 157H87V156H86ZM88 157H89V156H88ZM133 157H134V156H133ZM144 157H145V156H144ZM150 157H151V156H150ZM152 157H153V156H152ZM165 157H166V155H165ZM187 157L191 158V156H187ZM187 157L185 156L186 159H187ZM213 157H214V156H213ZM223 157H224V156H223ZM244 157H245V156H244ZM258 157H259L260 160H261L262 157H260V156H258ZM142 158H143V157H142ZM163 158H164V157H163ZM175 158H176V159H175ZM185 158H184V159H185ZM198 158H199V157H198ZM113 159H114V158H113ZM144 159H145V158H144ZM146 159H147V158H146ZM167 159H168V158H167ZM182 159H183V158H182ZM182 159H181V160H182ZM186 159H185V160H186ZM80 160H81V159H80ZM169 160H170V159H169ZM193 160H194V159H193ZM197 160H198V159H197ZM232 160H233V159H232ZM232 160H231V161H232ZM260 160H259V161H260ZM263 160H264V159H263ZM73 161H74V160H73ZM112 161H113V160H112ZM127 161H128V160H127ZM129 161H130V160H129ZM135 161H137V160H135ZM152 161H153V159H152ZM160 161H161V160H160ZM167 161H168V160H167ZM178 161H179V160H178ZM187 161L189 162L188 159H187ZM190 161H191V160H190ZM48 162H49V161H48ZM106 162H107V161H106ZM117 162H118V161H117ZM163 162H164V161H163ZM183 162H184V161H183ZM191 162H193V161H191ZM194 162H195V161H194ZM203 162H204V161H203ZM222 162H223V161H222ZM229 162H230V161H229ZM238 162H240V161H238ZM256 162H257V161H256ZM65 163H66V162H65ZM147 163H148V162H147ZM172 163H173V160H172ZM184 163L186 164V162H184ZM196 163H197V162H196ZM159 164H160V163H159ZM185 164H184V165H185ZM209 164H210V163H209ZM239 164H240V163H239ZM256 164H257V163H256ZM256 164H254V166H255ZM260 164H261V163H260ZM262 164H263V163H262ZM101 165H102V164H101ZM153 165H154V164H153ZM160 165H162V164H160ZM168 165H170V164H168ZM180 165H181V164H180ZM188 165H189V164H188ZM218 165H219V164H218ZM237 165H238V164H237ZM263 165H264V164H263ZM52 166H53V165H52ZM96 166H97V165H96ZM170 166H171V165H170ZM170 166H169V167H170ZM173 166H174V165H173ZM178 166H179V165H178ZM178 166H177V168H178ZM191 166H192V165H191ZM191 166H189V167H191ZM210 166H211V165H210ZM229 166H230V165H229ZM238 166H239V165H238ZM244 166H245V165H244ZM256 166H257V165H256ZM258 166H260V168H261V165H258ZM64 167H65V166H64ZM84 167H85V166H84ZM128 167H130V166H128ZM196 167L198 168V166H196ZM215 167H216V166H215ZM221 167H222V166H221ZM226 167H227V166H226ZM236 167H237V166H236ZM236 167H235V168H236ZM262 167H263V166H262ZM56 168H57V167H56ZM107 168H108V167H107ZM149 168H150V167H149ZM173 168H174V167H173ZM181 168H182V167H181ZM181 168H179V169H181ZM184 168H185V167H184ZM191 168H192V167H191ZM193 168H195V167H193ZM204 168H205V167H204ZM210 168H211V167H210ZM239 168H240V167H239ZM79 169H80V168H79ZM136 169H137V168H136ZM142 169H143V167H142ZM169 169H170V168H169ZM213 169H214V168H213ZM247 169H248V168H247ZM258 169H259V168H258ZM72 170H73V169H72ZM124 170H125V169H124ZM193 170H194V169H193ZM205 170H206V169H205ZM219 170H221V169H219ZM228 170H229V169H228ZM249 170H250V169H249ZM252 170H253V169H252ZM47 171H48V170H47ZM106 171H107V170H106ZM171 171H172V170H171ZM184 171H185V170H184ZM189 171H190V170H189ZM197 171H198V170H197ZM199 171H200V170H199ZM199 171H198V172H199ZM212 171H213V170H212ZM254 171H255V170H254ZM254 171H253V172H254ZM258 171H259V170H258ZM69 172H70V171H69ZM134 172H135V169H134ZM141 172H142V171H141ZM190 172H191V171H190ZM195 172H196V171H195ZM217 172H218V171H217ZM233 172H234V170H233ZM253 172H252V173H253ZM63 173H64V172H63ZM71 173H72V172H71ZM124 173H125V172H124ZM181 173H182V172H181ZM208 173H209V172H208ZM219 173H220V172H219ZM252 173H251V174H252ZM109 174H110V173H109ZM135 174H136V173H135ZM142 174H143V172H142ZM156 174H157V173H156ZM179 174H180V173H179ZM182 174H183V173H182ZM184 174H185V173H184ZM190 174H192V173H190ZM217 174H218V173H217ZM230 174H232V173L230 172ZM249 174H250V173H249ZM259 174H260V173H259ZM261 174H262V173H261ZM91 175H92V174H91ZM91 175H90V176H91ZM107 175H108V174H107ZM111 175H112V174H111ZM113 175H114V174H113ZM133 175H134V174H133ZM213 175H214V174H213ZM218 175H219V174H218ZM220 175H221V174H220ZM58 176H59V175H58ZM84 176H85V175H84ZM100 176H101V175H100ZM142 176H143V175H142ZM142 176H141V177H142ZM205 176H206V175H205ZM233 176H234V175H233ZM236 176H237V175H236ZM263 176H264V175H263ZM165 177H166V176H165ZM213 177H214V176H213ZM220 177H221V176H220ZM223 177H224V176H223ZM258 177H259V176H258ZM150 178H151V177H150ZM173 178H174V177H173ZM178 178H179V177H178ZM181 178H182V177H181ZM204 178H205V177H204ZM241 178H242V177H241ZM262 178H263V177H262ZM65 179H66V178H65ZM127 179H128V178H127ZM141 179H142V178H141ZM164 179H165V178H164ZM179 179H180V178H179ZM215 179H216V178H215ZM251 179H252V178H251ZM263 179H264V178H263ZM146 180H147V179H146ZM184 180H185V179H184ZM188 180H189V179H188ZM218 180H221V179H218ZM29 181H30V180H29ZM106 181H107V180H106ZM112 181H113V180H112ZM124 181H125V180H124ZM129 181H130V180H129ZM135 181H136V180H135ZM139 181H140V180H139ZM156 181H157V180H156ZM224 181H225V180H224ZM262 181H263V180H262ZM92 182H93V181H92ZM113 182H114V181H113ZM148 182H149V181H148ZM158 182H159V181H158ZM164 182H166V181H164ZM164 182H163V183H164ZM177 182H178V181H177ZM235 182H236V181H235ZM100 183H101V182H100ZM120 183H121V182H120ZM129 183H130V182H129ZM216 183H218V182H216ZM219 183H220V182H219ZM258 183H259V182H258ZM28 184H29V183H28ZM111 184H112V183H111ZM141 184H142V183H141ZM151 184H153V183H151ZM165 184H166V183H165ZM213 184H214V183H213ZM36 185H37V184H36ZM89 185H90V184H89ZM99 185H100V184H99ZM101 185H102V184H101ZM109 185H110V184H109ZM109 185H107V186H109ZM156 185H157V184H156ZM210 185H211V184H210ZM210 185H209V186H210ZM216 185H217V184H216ZM262 185H263V184H262ZM58 186H59V185H58ZM113 186H114V185H113ZM137 186H138V185H137ZM147 186H149V185H147ZM147 186H146V187H147ZM213 186H214V185H213ZM226 186H227V185H226ZM67 187H68V186H67ZM104 187H105V186H104ZM114 187H115V186H114ZM129 187H130V186H129ZM262 187H263V186H262ZM57 188H58V187H57ZM84 188H85V187H84ZM93 188H95V187H93ZM98 188H100V187H98ZM112 188H113V187H112ZM117 188H118V187H117ZM122 188H123V187H122ZM152 188H153V187H152ZM181 188H182V187H181ZM215 188H218V187H215ZM257 188H258V187H257ZM263 188H264V187H263ZM263 188H262V189H263ZM19 189H20V188H19ZM49 189H50V188H49ZM96 189H97V188H96ZM107 189H108V188H107ZM130 189H131V188H130ZM146 189H147V188H146ZM259 189H261V188H258V190H259ZM76 190H77V189H76ZM124 190H125V189H124ZM138 190H139V189H138ZM138 190H137V191H138ZM150 190H151V189H150ZM186 190H187V189H186ZM100 191H101V190H100ZM102 191H103V190H102ZM131 191H132V190H131ZM139 191H140V190H139ZM171 191H172V190H171ZM260 191H261V190H260ZM80 192H81V191H80ZM142 192H143V191H142ZM152 192H153V191H152ZM166 192H167V191H166ZM220 192H221V191H220ZM254 192L256 193L257 191L255 190ZM261 192H263V190H262ZM57 193H58V192H57ZM90 193H91V192H90ZM167 193H168V192H167ZM173 193H174V192H173ZM91 194H92V193H91ZM161 194H162V193H161ZM246 194H247V193H246ZM258 194H259V193H258ZM260 194H261V193H260ZM33 195H34V194H33ZM51 195H52V194H51ZM53 195H54V194H53ZM55 195H56V194H55ZM83 195H84V194H83ZM92 195H93V194H92ZM92 195H91V196H92ZM139 195H140V194H139ZM166 195H167V194H166ZM254 195H255V194H254ZM262 195H264V193H263ZM58 196H59V195H58ZM76 196H77V195H76ZM78 196H79V195H78ZM85 196H86V195H85ZM85 196H84V197H85ZM131 196H132V195H131ZM202 196H203V195H202ZM246 196H247V195H246ZM259 196H260V195H259ZM98 197H99V196H98ZM104 197H105V196H104ZM109 197H110V196H109ZM262 197H263V196H262ZM93 198H94V197H93ZM102 198H103V197H102ZM115 198H116V197H115ZM126 198H127V197H126ZM263 198H264V197H263ZM33 199H34V198H33ZM60 199H61V198H60ZM128 199H129V197H128ZM137 199H138V198H137ZM179 199H180V198H179ZM229 199H230V198H229ZM254 199H255V197H254L252 200H254ZM38 200H39V199H38ZM80 200H82V199H80ZM96 200H97V199H96ZM107 200H108V199H107ZM121 200H122V198H121ZM138 200H139V199H138ZM182 200H183V199H182ZM29 201H30V200H29ZM46 201H47V200H46ZM49 201H50V200H49ZM55 201H56V200H55ZM101 201H102V200H101ZM135 201H136V200H135ZM202 201H203V200H202ZM255 201H256V200H255ZM36 202H37V201H36ZM95 202H96V201H95ZM115 202H116V201H115ZM145 202H146V201H145ZM147 202H148V201H147ZM182 202H183V201H182ZM239 202H240V201H239ZM251 202H252V201H251ZM18 203H19V202H18ZM59 203H60V202H59ZM96 203H97V202H96ZM134 203H135V202H134ZM39 204H40V203H39ZM65 204H66V203H65ZM92 204H93V203H92ZM110 204H111V203H110ZM192 204H193V203H192ZM202 204H203V203H202ZM210 204H211V203H210ZM3 205H4V204H3ZM13 205H14V204H13ZM16 205H17V204H16ZM67 205H68V204H67ZM84 205H85V204H84ZM236 205H237V204H236ZM31 206H32V205H31ZM121 206H122V205H121ZM130 206H131V205H130ZM244 206H245V205H244ZM263 206H264V205H263ZM8 207H9V206H8ZM12 207H13V206H12ZM19 207H20V206H19ZM50 207H51V206H50ZM245 207H246V206H245ZM1 208H2V207H1ZM17 208H18V207H17ZM129 208H130V207H129ZM241 208H242V207H241ZM253 208H256V207H253ZM9 209H10V208H9ZM22 209H24V208H22ZM163 209H164V208H163ZM170 209H171V208H170ZM173 209H174V208H173ZM216 209H218V208H216ZM259 209H260V208H259ZM6 210H7V209H6ZM10 210H11V209H10ZM20 210H21V209H20ZM2 211H3V210H2ZM17 211H18V209H17ZM25 211H26V210H25ZM25 211H24V212H25ZM29 211H30V210H29ZM240 211H241V210H240ZM252 211H253V210H252ZM261 211H262V210H261ZM11 212H12V211H11ZM14 212H15V211H14ZM18 212H20V211H18ZM22 212H23V211H22ZM22 212H20V213H22ZM26 212H27V211H26ZM128 212H129V211H128ZM223 212H224V211H222L221 213H223ZM234 212H235V211H234ZM234 212H233V213H234ZM237 212H238V210H237ZM6 213H7V211H6ZM15 213H16V212H15ZM37 213H38V212H37ZM72 213H73V212H72ZM164 213H165V212H164ZM186 213H187V212H186ZM241 213L243 214L244 211L241 212ZM248 213H249V212H248ZM253 213H254V212H253ZM7 214H8V213H7ZM7 214H6V215H7ZM85 214H86V213H85ZM103 214H104V213H103ZM219 214H220V213H219ZM231 214H232V213H231ZM231 214H230V215H231ZM259 214H260V211H259ZM263 214H264V212H263ZM8 215H9V214H8ZM69 215H70V214H69ZM72 215H73V214H72ZM155 215H156V214H155ZM214 215H216V214H214ZM261 215H262V213H261ZM0 216H1V214H0ZM15 216H16V215H15ZM62 216H63V215H62ZM207 216H208V215H207ZM210 216H211V215H210ZM210 216H209V217H210ZM217 216L220 217L219 215H217ZM217 216H216V217H217ZM233 216H234V215H233ZM248 216H249V215H248ZM12 217H13V216H12ZM60 217H61V216H60ZM127 217H128V216H127ZM169 217H170V216H169ZM175 217H176V216H175ZM190 217H191V216H190ZM205 217H206V216H205ZM209 217H208V222H209V219H210ZM213 217H214V219H215V216H213ZM218 217H217V218H218ZM221 217H223V216H221ZM225 217H227V216H225ZM240 217H241V216H240ZM240 217H239V219H240ZM258 217H259V215H258ZM5 218H6V217H5ZM5 218H4V219H5ZM82 218H83V217H82ZM199 218H200V217H199ZM201 218H202V217H201ZM201 218H200V219H201ZM237 218H238V217H237ZM242 218H243V217H242ZM249 218H250V217H249ZM260 218L264 219V216L262 215V217H260ZM260 218H258V219H260ZM96 219H97V218H96ZM103 219H104V218H103ZM115 219H116V218H115ZM167 219H168V217H167ZM176 219H177V218H176ZM186 219H187V218H186ZM220 219H221V218H220ZM226 219H227V218H226ZM232 219H234V218H232ZM251 219H253V218H251ZM262 219H261L260 221H263V223H264V220H262ZM10 220H11V219H10ZM18 220H19V219H18ZM100 220H101V219H100ZM193 220H194V219H193ZM210 220H211V219H210ZM215 220H216V219H215ZM217 220H218V219H217ZM230 220H231V219H230ZM235 220L237 221V219H235ZM243 220H244V219H243ZM245 220H246V219H245ZM253 220H254V219H253ZM255 220H257L256 217H255ZM48 221H49V220H48ZM172 221H173V220H172ZM181 221H182V220H181ZM185 221H186V220H185ZM202 221H203V220H202ZM211 221H212V220H211ZM238 221H239V220H238ZM238 221H237V222H238ZM241 221H242V220H241ZM250 221H251V220H250ZM250 221H249V222H250ZM260 221L258 220V222H260ZM14 222H15V221H14ZM163 222H164V221H163ZM187 222H188V221H187ZM200 222H201V221H200ZM200 222H199V223H200ZM208 222H207V224H208V226H210L211 223L209 224ZM218 222H221V221H218ZM218 222H217V223H218ZM232 222H233V221H232ZM247 222H248V221H247ZM249 222H248L247 224H249ZM255 222H256V221H255ZM6 223H7V222H6ZM11 223H12V222H11ZM15 223H16V222H15ZM17 223H18V222H17ZM126 223H127V222H126ZM130 223H131V222H130ZM213 223H214V222H213ZM215 223H216V222H215ZM215 223H214V224H215ZM223 223H224V222H223ZM239 223H240V222H239ZM244 223H245V221H244ZM244 223H243V224H244ZM260 223H261V222H260ZM260 223H258V225H259ZM263 223H262V224H263ZM35 224H36V223H35ZM41 224H42V223H41ZM191 224L193 225V222H192ZM203 224H204V223H203ZM205 224H206V221H205ZM226 224H227V223H226ZM253 224H255V226H257L256 223H254V222L251 223L252 226H253ZM262 224H261V225H262ZM72 225H73V224H72ZM127 225H128V224H127ZM161 225H162V223H161ZM189 225H190V224H189ZM215 225H217V224H215ZM65 226H66V225H65ZM76 226H77V225H76ZM79 226H80V225H79ZM81 226H82V225H81ZM193 226H194V225H193ZM198 226H199V227H198L199 229L196 228V229H197V231H196L197 233L195 232L194 229H192V230L190 229L191 232H195V233H196V234L193 233V236L199 234V233H198V230H200V227L203 228V227H202L203 225H201V224H199ZM206 226H207V225H206ZM206 226H204L205 229L202 230V232H201L202 234H203L204 232H207V231H208V230H206V229H208V226H207V227H206ZM213 226H214V225L212 224V226H210V229H211V227H213ZM218 226H219V225H217V227H218ZM233 226H234V225H233ZM245 226H247V225H245ZM248 226H249V225H248ZM1 227H3V226H1ZM6 227H7V226H6ZM13 227H15V226L12 225V228H13ZM18 227H19V226H18ZM18 227H17V228H18ZM24 227H25V226H24ZM70 227H71V226H70ZM83 227H84V226H83ZM113 227H114V226H113ZM122 227H123V226H122ZM195 227H196V225H195ZM220 227H221V226H220ZM225 227H226V226H225ZM236 227H237V226H236ZM242 227H243V226H242ZM257 227H258V226H257ZM19 228H20V227H19ZM29 228H30V227H29ZM35 228H36V227H35ZM55 228H57V227H55ZM92 228H93V227H92ZM103 228H104V227H103ZM124 228H125V227H124ZM187 228H188V227H187ZM213 228H214V227H213ZM245 228H246V227H245ZM250 228H252V229H249V227L247 228V229H249V230L246 229L245 232H247V233H246V235H244V236H245V240H246V242H247V244H248V245H246V246L248 247V246L250 245L249 249L247 248V250H248V251H251V252H249V253H250V255H251L252 257H254V259H252V260H257V258L262 259V258L264 257V225H263V226H260V230H261V231H260V230L258 231L257 228H256V230H254V229H253L254 227H251V226H250ZM24 229H25V230H24ZM24 229H23V230L20 229L19 231H17V229H15L14 231H13L12 229H9V230H12V231H8V229L6 228V230L8 231V233H7V231H6V232H5V233H6L5 236H4V235H3V236L0 235V264H30V263H31V259H32V258L30 259V257L34 256L35 254L33 253V251L30 250V246L33 245L34 243L32 244V242H31V245H29V244H30V243H29V239L31 238V237L29 236V231H30V229H26V227H25ZM31 229L33 230V228H31ZM229 229H230V228H229ZM0 230H1V231H2V230L4 231V229H0ZM21 230H22V231H21ZM38 230H39V229H38ZM48 230H49V227H48ZM54 230H55V229H54ZM54 230H53V232H54ZM56 230H57V229H56ZM138 230H139V229H138ZM173 230H174V229H173ZM173 230H172V231H173ZM185 230H186V229H185ZM193 230H194V231H193ZM204 230H206V231H204ZM215 230H217V229H216V228H215V229H212V230H211L212 233H213V231H215ZM221 230H222V229H221ZM221 230H220V231H221ZM225 230H226V229H225ZM238 230L240 231V228H238ZM3 231H2L1 234H3ZM86 231H87V230H86ZM136 231H137V230H136ZM188 231H189V230H188ZM200 231H201V230H200ZM200 231H199V232H200ZM217 231H219V227H218V230H217ZM217 231H215L214 233L216 234ZM220 231L218 232L219 234L217 233L216 236H214L215 234H211V232H210V230H209L210 237L207 236V237H209V238H207V240H206V237H205V240H203V241H205V246H204V248H202V250H201V247H200L199 249H197L198 251L201 250V251L199 252L198 255H197V253H198L197 250H196L195 248H192V249H195L196 252H197V253L195 252L193 255L196 254V255H197L196 258H198V256H199L198 259L200 260V262L198 263L197 261H199V260H197V261H195L196 263H198V264H210V263L213 262V260L221 261L220 256H222V254H224V253L226 254V256H224V257L227 258V255H228V253H229V250H230V248L233 247V246H231V245L228 243V242L231 241V240H228L229 238H228V237L226 238V235H224V238L222 237L223 235L221 236V234H220L221 232H220ZM226 231H227V230H226ZM226 231H225V232H226ZM228 231H229V230H228ZM34 232H35V231H34ZM34 232H33V233H34ZM37 232H38V231H37ZM55 232H57V231H55ZM55 232H54V233H55ZM59 232H60V230H59ZM64 232H65V231H64ZM66 232H67V231H66ZM73 232H74V231H73ZM83 232H84V231H83ZM108 232H109V231H108ZM165 232H166V231H165ZM174 232H176V231H174ZM191 232H189V235H188V234H187V235L190 236V233H191ZM222 232H223V231H222ZM229 232H230V231H229ZM232 232H233V231H232ZM241 232H242V231H241ZM245 232H244V233H245ZM43 233H48V235H49L50 230H49V232H48V231H46V232H42V231H40V232H38L37 234H42V236H43V235L45 236V234H43ZM109 233H110V232H109ZM117 233H118V232H117ZM120 233H121V232H120ZM128 233H129V232H128ZM237 233H238V232H237ZM52 234H53V233H52ZM56 234H57V233H56ZM56 234H55V235H56ZM59 234H60V233H59ZM64 234H65V233H64ZM64 234H62V235H64ZM111 234H112V233H111ZM124 234H125V233H124ZM155 234H156V233H155ZM202 234H200V237L203 236ZM205 234H206V233H205ZM207 234H208V232H207ZM225 234H226V233H225ZM227 234H228V233H227ZM238 234H239V233H238ZM238 234H235V235H238ZM48 235H47V237H49ZM60 235H61V234H60ZM115 235H116V233H115ZM115 235H114V236H115ZM118 235H119V234H118ZM121 235H123V234H121ZM137 235H139V234H137ZM144 235H145V234H144ZM191 235H192V233H191ZM228 235H229V234H228ZM241 235L243 236L242 233H241ZM32 236H33V235H32ZM39 236H40V235H39ZM52 236H53V235H52ZM57 236H58V235H57ZM74 236H75V235H74ZM97 236H98V235H97ZM100 236H101V235H100ZM175 236H176V235H175ZM193 236H192L193 240L196 241V239H197V240L200 241V239H198L199 237H196V236H195L196 238L194 239ZM197 236H198V235H197ZM211 236H213L212 238H214V239H212ZM244 236H243V237H244ZM29 237H30V238H29ZM45 237H46V236H45ZM55 237H56V236H55ZM55 237H54V238H55ZM68 237H69V235H68ZM91 237H92V236H91ZM110 237H111V236H110ZM124 237H125V236H124ZM185 237H186V236H185ZM185 237H184V238H185ZM190 237H191V236H190ZM232 237H233V236H232ZM235 237H236V236H235ZM235 237H233V239H234ZM39 238H41V237H39ZM56 238H57V237H56ZM61 238H62V237H61ZM64 238H65V237H64ZM99 238H100V237H99ZM117 238H118V237H117ZM119 238H120V237H119ZM129 238H130V235H129ZM129 238H128V239H129ZM151 238H152V237H151ZM176 238H177V237H176ZM187 238H189V237H187ZM187 238H186V239H187ZM192 238H191V239L189 238V239L192 240ZM202 238H203V237H201V239H202ZM225 238H226L227 241H226V240L224 241ZM42 239H43V238H42ZM42 239H41V240H42ZM48 239H49V238H48ZM58 239H59V238H58ZM85 239H87V237H86ZM90 239H91V238H90ZM93 239H94V238H93ZM155 239H156V238H155ZM209 239H212V240H209ZM230 239H231V238H230ZM242 239H243V238H241V240H242ZM36 240H37V239H36ZM109 240H110V239H109ZM116 240H117V239H116ZM166 240H167V239H166ZM187 240H188V239H187ZM193 240L190 241L191 243H190L189 245H188V243H187V244L185 243V244H186L187 246H190V245L192 244V246H193V243H192ZM241 240H240V241H241ZM243 240H244V239H243ZM32 241H33V239H32ZM51 241H54V240H51ZM60 241H61V240H60ZM62 241H63V240H62ZM74 241H75V240H74ZM98 241H99V240H98ZM105 241H106V240H105ZM107 241H108V240H107ZM111 241H112V240H110V242H111ZM113 241H114V240H113ZM133 241H134V240H133ZM158 241H159V240H158ZM181 241H182V240H181ZM195 241H194V243H195ZM236 241H239V240L236 239ZM240 241H239V242H240ZM42 242H43V241H42ZM45 242H46V241H45ZM57 242H58V241H57ZM57 242H56V244H57ZM63 242H65V241H63ZM67 242H69V241L67 240V241H66V244H67ZM89 242H90V241H89ZM89 242H88V243H89ZM96 242H97V241H96ZM101 242H102V241H101ZM114 242H115V241H114ZM114 242H113V243H114ZM116 242H117V241H116ZM118 242H120V245H121V241H118ZM163 242H164V241H163ZM188 242H189V241H188ZM196 242H198V241H196ZM234 242H235V241H234ZM36 243H37V242H36ZM79 243H80V242H79ZM82 243H83V242H82ZM82 243H80V245H81ZM108 243H109V242H108ZM122 243H124V240H123ZM131 243H132V241H131ZM136 243H137V242H136ZM155 243H157V242H155ZM159 243H160V242H159ZM198 243H199V242H198ZM198 243H197V245H198ZM202 243L204 244V242H202ZM243 243H244V242H243ZM44 244H45V243H44ZM44 244H43V245H44ZM46 244H47V243H46ZM51 244H52V243H51ZM60 244H61V242H60ZM60 244H59V246H60ZM69 244H70V243H69ZM93 244H94V243H93ZM95 244H96V243H95ZM95 244H94V245H95ZM103 244H104V243H103ZM114 244H115V243H114ZM133 244H134V243H133ZM161 244H163V243H161ZM231 244H232V243H231ZM240 244H242V243L240 242ZM37 245H38V244H37ZM61 245H62V244H61ZM97 245H98V244H97ZM105 245H107L106 242H105ZM120 245H119V246H120ZM128 245H129V244H128ZM157 245H158V244H157ZM176 245H178V244H176ZM179 245H180V244H179ZM186 245H185V246H186ZM229 245H230V246H229ZM235 245H236V244H235ZM54 246H56V245L53 244L52 247H54ZM57 246H58V244H57ZM59 246H58V247H59ZM70 246H71V245H70ZM86 246H87V244H86ZM108 246H110V245H108ZM111 246H112V245H111ZM114 246H115V245H114ZM122 246H123V245H122ZM122 246H121V247H122ZM131 246H132V245H131ZM133 246H134V245H133ZM180 246H181V245H180ZM200 246H201V243H200ZM202 246H203V245H202ZM238 246H239V245H238ZM34 247H36V246H34ZM37 247H38V246H37ZM42 247H43V246H42ZM58 247H57V248H58ZM136 247H138V246H136ZM156 247H157V246H156ZM161 247H162V246H160V248H161ZM183 247H184V246H183ZM195 247H196V246H195ZM234 247H235V246H234ZM240 247H241V246H240ZM40 248H41V247L39 246V249H40ZM44 248H45V246H44ZM57 248L55 247L54 249H57ZM60 248H61V247H60ZM63 248H64V246L61 248V250H62ZM126 248H127V247H126ZM149 248H150V247H149ZM184 248H185V247H184ZM187 248H188V247H187ZM197 248H198V247H197ZM32 249H33V248H32ZM49 249H50V246H49ZM51 249H52V248H51ZM51 249H50V250H51ZM58 249H59V248H58ZM107 249H108V248H107ZM117 249H118V248H117ZM185 249H186V248H185ZM189 249H190V248H189ZM235 249H236V248H235ZM237 249H238V247H237ZM239 249H240V248H239ZM243 249H244V248H243ZM45 250H46V249H45ZM52 250H53V249H52ZM84 250H85V249H84ZM120 250H121V249H120ZM156 250H157V249H156ZM163 250H164V249H163ZM178 250H179V249H178ZM182 250H183L182 252H184V253L181 252V253H182L181 255H180V254H177L178 257H177L172 263H169V264H181L183 261H185V262H183V263L185 264L186 262H188V260H190V259H188V260L186 261L185 259H186V257H187L189 254H192L194 251H193V252L191 251V253H190L189 251H190L191 249H190L189 251H188L187 249H186V250L182 249ZM30 251H31V252H30ZM37 251H38V248H37V250H35V252H37ZM41 251H42V250H41ZM67 251H68V250H67ZM109 251H111V249H110ZM114 251H115V250H114ZM122 251H123V250H122ZM149 251H150V250H149ZM238 251H239V250H238ZM238 251H237V253H238ZM248 251H247V252H248ZM51 252H52V251H51ZM68 252H69V251H68ZM73 252H74V251H73ZM37 253H38V252H37ZM39 253H40V252H39ZM42 253L44 254L43 251H42ZM58 253H59V252H58ZM58 253H56V251H55V252H53L52 254L55 255V254H58ZM158 253H159V252H158ZM31 254H34V255H31ZM47 254H48V253L45 252V255H46V256H47ZM52 254L50 253L51 256H52ZM60 254H61V253H60ZM62 254H63V253H62ZM62 254H61V255H62ZM84 254H85V253H84ZM220 254H221V255H220ZM229 254H230V253H229ZM242 254H243V253H242ZM40 255H41V254H40ZM58 255H59V254H58ZM63 255H64V254H63ZM65 255H66V254H65ZM71 255H72V254H71ZM81 255H82V254H81ZM114 255H115V254H114ZM145 255H146V254H145ZM232 255H235V254H232ZM247 255H248V254H247ZM250 255H248V256H250ZM42 256L44 257V255H42ZM48 256H49V255H48ZM48 256H47V258L49 259L50 257H48ZM79 256H80V255H79ZM88 256H89V255H88ZM93 256H94V255H93ZM156 256H157V255H156ZM189 256H190V255H189ZM241 256H242V255H241ZM248 256H247V257H248ZM40 257H41V256H40ZM40 257H39V255L37 256V254H36V255L34 256V259H35V260H36V259H41V261H42L43 259L40 258ZM56 257H57V256H56ZM63 257H64V256H63ZM75 257H76V255H75ZM82 257H83V256H82ZM85 257H87V256H85ZM91 257H92V256H91ZM112 257H113V256H112ZM192 257H195V256H192ZM231 257H232V256H231ZM231 257H230V258H231ZM242 257H244V256H242ZM255 257H256V258H255ZM51 258H52V257H51ZM66 258H67V257H66ZM71 258H72V257H71ZM94 258H95V257H94ZM142 258H143V257H142ZM165 258H166V257H165ZM168 258H169V257H168ZM168 258H166V259H168ZM187 258H188V257H187ZM190 258H191V257H190ZM196 258H195V259H196ZM211 258H212V260H211ZM213 258H214V259H213ZM216 258H217V259H216ZM219 258H220V259H219ZM34 259H32V260H34ZM44 259H45V257H44ZM48 259H47V260H48ZM57 259H60V256H59V258H57ZM57 259H55V260L57 261ZM82 259H83V258H82ZM195 259H194V260H195ZM223 259H225V258H223ZM228 259H229V258H228ZM232 259H233V258H232ZM239 259H240V258H239ZM239 259H238V260H239ZM250 259H251V258L249 257V259H247V260L250 261ZM263 259H264V258H263ZM263 259H262V260H263ZM47 260H45V261L43 260V262H40V263L37 262V263H38V264H47V263L49 264V261H47ZM52 260H53V259H52ZM52 260H51V261H52ZM55 260H54V261H55ZM73 260H74V259H73ZM76 260H77V259H76ZM79 260H81V259H79ZM79 260H78V261H75V260H74V261H75L74 264H77V263L79 264ZM103 260H104V259H103ZM122 260H123V259H122ZM163 260H164V259H163ZM192 260H193V259L191 258V261H192ZM229 260H230V259H229ZM242 260H243V259H242ZM242 260H241V261H242ZM37 261H38V260H37ZM51 261H50V263H52V264H55V262H56V261H55V262L53 263V262H51ZM59 261H60V260H58V262H56V263H59ZM61 261H62V260H61ZM61 261H60V263H62ZM63 261H64V264H65V261H66V260L63 259ZM87 261H88V262H87ZM138 261H139V260H138ZM155 261H157V259H156ZM165 261H166V260H165ZM165 261H164V262H165ZM216 261H215V262H216ZM224 261H226V260H224ZM224 261H223V262H224ZM230 261H231V260H230ZM232 261H233V260H232ZM234 261H235V260H234ZM249 261H248V262H249ZM257 261H258V260H257ZM259 261H261V260H259ZM259 261H258V262H259ZM81 262H82V261H80V263H81ZM83 262H84V263H82V264H85V262H86L87 264H117L116 262H114V263H110V262H109V263H108V262L100 263V262L95 261V260H93V259H89V260L86 259V261H83ZM215 262H213L212 264H214ZM261 262H262V261H261ZM32 263H33V261H32ZM32 263H31V264H32ZM34 263H35V262H34ZM133 263H134V262H133ZM183 263H182V264H183ZM196 263H194V264H196ZM228 263H229V262H228ZM62 264H63V263H62ZM67 264H68V263H67ZM118 264H125V263H121V262H120V263H118ZM126 264H128V263H126ZM137 264H139V263H137ZM189 264H190V263H189ZM218 264H222V263L219 262ZM225 264H226V263H225ZM232 264H233V263H232ZM243 264H245V263H243Z\"/></svg>",
    "mask_w": 264,
    "mask_h": 264
}]
</instances>
